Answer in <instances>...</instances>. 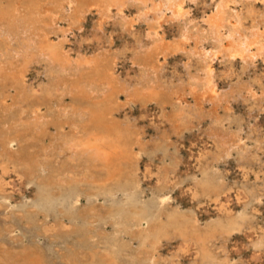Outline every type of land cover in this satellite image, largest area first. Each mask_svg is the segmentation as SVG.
I'll return each instance as SVG.
<instances>
[{"label":"rangeland","instance_id":"obj_1","mask_svg":"<svg viewBox=\"0 0 264 264\" xmlns=\"http://www.w3.org/2000/svg\"><path fill=\"white\" fill-rule=\"evenodd\" d=\"M14 1V0H13ZM19 1V7L16 10L15 14L17 15H27L28 11L27 9H25V7H23L24 1L23 0H16ZM40 3L37 2L36 0V4H41V6H45V7H53L54 9L57 10V12L54 10H51V7L49 8L50 14L52 13H56V18H58L57 20L51 21L50 16L48 15H44V13L49 14V11H44L43 13H38L39 15L37 16V20H35L38 24L36 28H32L30 27V29L27 30L26 35L28 36H35V35H39L41 32H45L47 34H49V39L55 44H63L62 45V50L64 51V53L69 55V58L71 59V70L70 71H64L69 70V67H66L65 69H61L60 67L56 68V66L51 65L48 60H46L45 58L39 57L38 61H36L35 63L31 64L30 67L28 68V71L25 72V77L24 78V82H22V86H18L16 84H14L15 80H12V76L11 73L13 71H16L20 68L21 66V61H17V65L14 64V66L11 68H9V70L7 69V64L8 61L11 60V55L13 54V52L18 50V46L16 44V40L18 38H20L19 36H15V35H11L10 37L13 38L12 40L14 41L12 42H8L6 36H4V33L7 34V26H6V20H4V22L2 23V26H0V61L3 59L2 63L4 65V68L2 69L3 72L0 73V264H29L30 261H34L36 260V258H39L42 261V264H100V263H105L106 258H110L111 251L113 250H117L119 251L120 255L118 254L116 256L117 262L116 264H149L148 263V259H149V253L152 252L153 248V243L149 244L150 242H153L152 237L151 236H145L144 235L151 232L150 229H148V225L146 226L145 224H148L145 220L142 221L139 225L136 223L135 220H133V215L131 216L129 214V218L125 219L122 218V220L120 222H116L117 219H115V217L113 218L114 214H113V210L115 208L116 205H125L127 212L129 211V213H132V206H133V199L132 196L127 193L122 191L121 189H117L115 188V183L118 180H121L120 177H114L113 179H117V180H106L105 175H106V170L104 171V169H101L103 167H101L102 165H100L99 162L95 163H91L89 164V162H87V158L84 155V153L81 154V152H78L76 155L72 153L71 151H66L60 147H62V145L66 142V140L70 137V135L74 134H78V135H83L84 131L82 130V128L79 129V127L74 128L73 125L78 126L79 124H91V122L93 121V118L91 116L90 113H86V107H87V102H89L91 100V97L93 100V104L97 103L99 100H103L104 96L108 95L106 94V92L108 91L109 93L111 92V90L114 88L116 90H120L117 95H115V97L118 99H116L115 104H113L111 106V108L113 109V106L115 108L118 109H114L112 114V119H115L116 122L115 125H122V126H127V129H131V134H130V138L133 139H137V137H144L139 139L140 143H142L143 145H145L147 147L148 153L146 154H141L140 158H139V164H138V168L139 170H137L136 164L132 161H129V163L123 164V168L127 170V172H129L130 174H127L125 176V179L128 178H132V179H137L140 175V184L139 186H137L136 188V195H139L140 198L137 197L138 200V206L140 207H148L154 214L159 213L158 209L156 211L155 209V204H157V199L158 196L160 195L161 192L166 191V188H170V196H169V200H167L164 203V207L162 206V208L160 209V211L162 209H166V207L169 209H171L172 212H178L180 213H184L186 215V212L188 213L187 216L189 215L190 217L193 218V214L195 213V218L199 221H197L199 223V227H207L208 224L211 225L213 223H216L218 220H220L221 218V214L218 213L217 211V207L223 205V206H228L227 207V211L229 212L228 215H231L230 213H233V216H236L237 214H235L236 212H240L241 208H242V204L238 201V197L237 195L234 197L235 195V191L232 190L231 191V201L228 203L226 198L227 196L224 194H222L220 197H218V203L215 199V197H213V194H215L214 192L212 193H208V195L206 196L207 199L204 200L203 197L200 194H198L197 197H194V199H192L191 194L189 193V191L187 190L191 183H194L195 181H199V180H204L207 178L206 175L201 174L199 171H201L202 168H204V166H206L208 163H205L204 166L201 165V160H204L205 158L202 157V159H200V161L196 158H200L203 153L205 154L206 152H216L215 147L210 143H207L205 145H202V139H200L201 136H197L195 134V129H193L191 132H189L187 129L190 127H194V123L195 120H191L190 119V123L187 122V125H172V127L176 126V129L181 128V130H184L183 133V137L181 139H179V141L182 142V144H179L178 141H175L176 137L175 135H173L172 131H167L170 127L168 122H164L163 123H159L156 124V122H161L162 117H160L158 115V113L160 112L159 110V105L156 104L155 102H151L149 103L146 111L143 110L141 108L142 103L144 102L145 99L144 97H148V95H146V84L150 83V80H152V84L154 85L153 88L154 91H152L154 93V95L158 98L159 100L162 102V100L165 103V109L163 110V115L166 118H169L170 116L173 115V113L170 111V101H173V97L175 96V92L182 87L181 85H184L186 83L187 80V75L189 72V75H192L193 77H195L197 79H200V77L203 76V74H201L202 72L199 70L202 67H205V60L204 57L202 56L201 52H198L196 50L195 52V58L193 59V62L191 64H188L190 67H188L187 65L182 66V60L180 59L181 55L179 53H175V54H171L168 56V65H160L161 62L156 60V56L158 55H153L152 53V47L150 45H146L145 44V32H143L141 30V32H136V34L134 35H129V29L127 24H129V17L125 21L121 24L117 25V20L111 19L108 22L107 28L105 30L106 35L107 36L112 30L113 28L115 29V32H113V42L110 46V50L105 53V43H104V38H100V34L95 32L96 34H94L93 31V27L95 26L94 23L97 19V16H87L86 18L83 19H78V22L74 23V27L71 25V27H73L74 29L77 28L76 26H83L82 31H75L74 35L69 34V36H67V38L69 39L68 42H64V39L62 38V35L60 33H62L63 30L67 29L70 25H68L69 21L67 20H63L60 19V15L62 16L61 11L58 9L57 7V3L56 0H54V2H51L50 0H48V3H45L46 0H39ZM188 3V0L186 1ZM32 3V2H31ZM33 3H35V0H33ZM32 3V4H33ZM9 3H6V0H2V2L0 1V9L4 8L7 9V5ZM33 4V5H36ZM195 4V3H194ZM193 2L190 3V8H188L189 6H186L185 8H188L191 10V13L194 14L196 13V15L198 17L201 18V16L205 17L204 15H206V12H209L208 8H205L206 12H201L204 11L202 9V7L199 8L200 5H197L198 9H196V5H194ZM10 5V4H9ZM23 8H22V7ZM44 7V8H45ZM22 8V9H21ZM43 8V9H44ZM137 8V6H131L130 11L134 12ZM20 9V10H19ZM42 9V8H40ZM132 9V10H131ZM242 10V11H241ZM246 7L243 6L242 8H240L239 10H236V12L238 14H242V18H243V22L246 25H250L254 19H252L251 17H249L246 12ZM41 11V10H40ZM240 11V12H239ZM242 12V13H241ZM130 13V12H128ZM200 13V14H199ZM49 14V15H50ZM245 14V15H244ZM43 15V17H41ZM201 15V16H200ZM248 17H247V16ZM5 16V15H4ZM45 16V17H44ZM245 16V17H244ZM49 17V18H48ZM247 17V19H246ZM199 18V19H200ZM40 19V21H39ZM256 19V17H255ZM11 20V19H10ZM201 20V19H200ZM114 21V22H112ZM259 20L256 19L255 22H258ZM83 22V23H82ZM180 21H177V25L176 27H181V24L179 23ZM186 22V21H185ZM249 22V23H248ZM56 23V24H55ZM64 23V24H63ZM77 23V24H76ZM80 23V24H79ZM115 23V24H114ZM259 23V22H258ZM4 24V27H3ZM53 26H52V25ZM55 24V25H54ZM113 24V25H110ZM123 24V25H122ZM126 24V25H125ZM167 25V26H166ZM42 26V27H41ZM47 26V27H46ZM49 26V27H48ZM114 26V27H113ZM125 26V27H122ZM51 27V28H50ZM54 27V28H53ZM122 27V28H121ZM166 27V28H165ZM5 30H4V29ZM29 28V27H28ZM44 28V29H43ZM46 28V29H45ZM58 28V29H57ZM59 28H61V31L59 30ZM65 28V29H64ZM256 29H258V27H254ZM253 28V30H255ZM53 29V30H52ZM120 29V30H118ZM123 29V30H122ZM164 31L165 33V39L163 42L167 43L170 42L171 39H175L174 34H176V30H174V27H172L171 21L167 22L164 25ZM76 30V29H75ZM92 32H91V31ZM122 31V32H121ZM258 31V30H257ZM2 32V33H1ZM127 32V33H126ZM58 33V34H57ZM125 33V34H124ZM139 35H138V34ZM143 33V34H142ZM21 33H19L20 35ZM99 34V35H98ZM2 35V36H1ZM96 35V36H95ZM52 36V37H51ZM59 36V37H58ZM61 36V37H60ZM131 36V37H130ZM137 36V37H136ZM4 37V38H3ZM15 37V38H14ZM91 37V38H90ZM94 37V38H93ZM140 37V38H139ZM97 38V39H96ZM169 38V39H167ZM15 39V40H14ZM21 39V38H20ZM167 39V40H166ZM136 40V41H135ZM142 40V41H140ZM147 41V40H146ZM6 42V43H5ZM18 42V41H17ZM136 42V43H135ZM139 42V43H138ZM142 44H141V43ZM9 43V44H8ZM15 43V45H14ZM96 43H98L96 45ZM6 44V45H5ZM144 45V46H143ZM147 47H146V46ZM167 45V44H166ZM102 46V47H101ZM137 46V47H136ZM140 46V47H138ZM149 46V47H148ZM164 46V45H163ZM8 47V48H6ZM134 47V48H133ZM145 47V48H144ZM78 48V49H77ZM103 49L101 51V49ZM97 49L99 51H97ZM134 49V50H133ZM137 49V50H136ZM150 50L148 52V50ZM66 50V51H65ZM70 50V51H69ZM78 52H77V51ZM94 50L96 52H94ZM140 50V51H139ZM147 52H146V51ZM188 51V49H186ZM2 51V53H1ZM113 51V52H112ZM138 53H136V52ZM144 51V52H143ZM7 52V53H6ZM10 52V53H9ZM70 52V53H69ZM103 52V53H102ZM115 52V53H114ZM198 52V54H197ZM95 53V54H94ZM98 53V54H97ZM131 53V54H130ZM134 53V54H133ZM136 53V54H135ZM140 53V54H139ZM6 54V57H5ZM78 54V55H77ZM104 54V55H103ZM119 56L120 60H119V66L117 68V73L114 74L119 76L118 78H114L116 79L115 81L112 79V81L114 82H109L111 84L108 83V81L104 82V79L102 76L100 77H96V75L94 76V84L93 82H87V81H92V80H88L90 73L93 70V67H95V62L99 61V64L102 66V68L104 69L105 66H107L108 64L111 66V57L113 55ZM144 54V56H142ZM151 54V55H150ZM201 56H200V55ZM4 55V56H3ZM71 55V56H70ZM108 57H107V56ZM132 55V57H135V61L133 59H131L132 57L130 56ZM150 55V56H148ZM174 55V57H173ZM11 56V57H10ZM92 56V57H91ZM99 56V57H98ZM129 56L131 58H129ZM5 57V58H4ZM88 57V58H87ZM90 57H91V61H90ZM110 57V58H109ZM151 57V58H150ZM201 57V58H200ZM80 58V59H79ZM95 59L93 61V59ZM144 58V59H142ZM149 58V59H148ZM203 58V59H202ZM44 59V60H43ZM78 62H80L79 65H75L76 62L74 60H77ZM89 59V60H88ZM99 59V60H98ZM131 59V60H128ZM142 59V60H141ZM154 59V60H153ZM198 59V60H197ZM40 60V61H39ZM83 60V61H82ZM89 63H87V61ZM146 60V62L144 61ZM149 62H148V61ZM156 60V61H155ZM204 60V62H203ZM245 60L248 62L249 64V58L245 57ZM82 61V62H81ZM142 61V62H140ZM144 61L145 65H142ZM151 61V62H150ZM198 61V62H197ZM200 61V62H199ZM245 61V62H246ZM84 62V63H83ZM122 62V63H121ZM130 62H134V63H130ZM139 62V63H138ZM161 66V68L159 67V70H161V74L159 75L160 71H158V65ZM195 62V63H194ZM197 62V63H196ZM204 64H203V63ZM246 62V63H247ZM142 63V64H141ZM150 63V64H149ZM172 63V64H171ZM245 63V64H246ZM259 63V62H257ZM74 64V65H73ZM87 66L84 67L83 66ZM92 64V65H91ZM134 64V65H133ZM137 64V65H136ZM154 65V67H152L151 65ZM176 64V65H175ZM262 64V63H261ZM259 64L256 72L257 73H253L251 75L250 73H247L246 71H243V69L241 68V64H237V65H231V69L233 70V72H238L240 75H238V73H234V76L231 78V80H224L221 78V75L219 74H215L213 76V79L216 80L219 84L220 87L226 91L229 90L230 86L234 83H236V80H240V81H247V79H252L254 78L256 75L259 74H264V64ZM133 65V66H132ZM139 65V66H138ZM147 65V67H146ZM157 65V66H156ZM137 66V67H136ZM144 66V67H143ZM150 66V67H148ZM187 66V67H186ZM214 66L218 67L217 68V73H219L222 69V66H220L219 64H214ZM246 66H248L246 64ZM6 67V69H5ZM10 67V66H9ZM91 67V68H90ZM108 67V66H107ZM141 67V68H140ZM144 69H143V68ZM192 67V68H191ZM235 67V68H234ZM76 68V69H74ZM79 68L81 70H79ZM86 68V70H85ZM88 68V69H87ZM156 68V70H154ZM16 69V70H15ZM55 69V70H54ZM60 69V70H59ZM92 69V70H91ZM140 69V70H139ZM145 69L147 70V72L145 71ZM149 69V70H148ZM153 69V71H152ZM165 69V70H164ZM188 69V70H187ZM192 69V70H191ZM194 69V71H193ZM197 69V70H196ZM220 69V70H219ZM236 69V71H235ZM238 69V70H237ZM239 69H242L241 71L245 74H243L242 72H240ZM6 70V72H4ZM8 70V71H7ZM12 70V71H11ZM57 70V71H56ZM129 70V71H128ZM190 70V71H189ZM263 70V71H262ZM60 71V72H58ZM74 71V73H73ZM79 71V72H77ZM111 71V70H110ZM148 71L151 72H155L154 75ZM167 71V73H166ZM181 71V72H180ZM143 72V73H142ZM146 72V74H145ZM174 72L178 73L174 75ZM196 72V73H194ZM18 74V72H16ZM73 73V74H72ZM85 75H83V74ZM92 73V72H91ZM94 73V72H93ZM142 73V74H141ZM163 73V75H162ZM172 73V74H171ZM194 73L195 76L192 74ZM242 73V74H241ZM58 74V76H57ZM66 74L68 76H66ZM70 74V76H69ZM86 74L89 76L86 77ZM167 74V75H166ZM197 74V75H196ZM236 74V76H235ZM146 75V77H144ZM148 75V76H147ZM177 75H179L177 77ZM247 75V76H246ZM72 76V78H71ZM78 76V77H77ZM161 76V78H160ZM171 78H170V77ZM261 76V75H260ZM62 77H64L63 81H62ZM148 77V79H147ZM150 77V78H149ZM154 77V78H153ZM177 77V78H176ZM182 78V79H179ZM215 77V78H214ZM217 77V78H216ZM235 77V79H234ZM241 77V78H240ZM262 77V76H261ZM59 78V79H58ZM86 78V79H85ZM91 78L93 79V75H91ZM96 78H98V80H96ZM120 78V79H119ZM144 78V79H143ZM158 78V79H157ZM168 78V80H167ZM255 78H258L255 77ZM67 79V80H66ZM72 79L74 81V83H78L77 86H80V88H82V84L84 83L83 81H85V86L84 90L85 93L81 94V93H77L75 92V87H77L76 85H72L73 81L70 80ZM100 79V80H99ZM102 79V80H101ZM154 79V80H153ZM162 79V80H161ZM179 79V80H177ZM185 79V80H184ZM130 82H129V81ZM166 80L168 82H166ZM7 81H9L8 83L11 84L9 86V84L7 83ZM62 81V82H61ZM71 81V83H70ZM78 81V82H77ZM97 81V82H96ZM117 81H120L117 82ZM143 81V82H142ZM157 82L158 84L154 83ZM160 81V82H159ZM179 81V82H178ZM245 81V82H246ZM99 82V83H98ZM117 84H116V83ZM142 82V83H141ZM176 82V84H175ZM228 82V83H227ZM63 86H62V84ZM90 83V84H89ZM113 83V84H112ZM119 83V84H118ZM125 83L127 84L125 85ZM163 83V84H161ZM167 83V85H165ZM172 83V84H171ZM184 83V84H183ZM227 83V84H226ZM231 83V84H230ZM61 84V85H60ZM68 84V85H67ZM93 86H92V85ZM100 86H98V85ZM107 84V86L105 85ZM117 86H114V85ZM122 84V85H120ZM134 86L133 88H131L132 86ZM135 84V85H134ZM141 84V85H140ZM161 84V85H160ZM170 84V85H169ZM264 85V80L263 83ZM3 85V86H2ZM29 85V86H27ZM65 85V86H64ZM90 85V87H89ZM96 85V86H95ZM109 85H111L110 87H108ZM120 85V86H119ZM139 85V86H138ZM163 85V86H162ZM180 85V86H179ZM228 85H230L228 87ZM75 86V87H73ZM102 86V87H101ZM130 86V88H129ZM141 86V87H140ZM145 86V89L143 91V88ZM156 86L162 88L159 91V87L158 89L156 88ZM173 86V89H171V87ZM175 86V87H174ZM5 87V88H3ZM26 87V88H24ZM68 88L65 90H62L64 88ZM71 89H70V88ZM94 87V88H93ZM100 89H99V88ZM108 88V90L106 88ZM125 87H128L126 90ZM137 89H136V88ZM179 87V88H178ZM225 87L226 90H225ZM10 88V89H8ZM30 88V89H29ZM90 88V92L88 94ZM107 91H105V89ZM124 88V89H122ZM139 88V90H138ZM176 88V89H174ZM198 88V87H196ZM8 89V90H6ZM27 89V91H26ZM32 89V92H31ZM97 89V91H95ZM101 89H103L101 91ZM140 89L142 91H140ZM169 91V92H166ZM55 90V91H54ZM77 90V89H76ZM94 90V91H92ZM131 90V93H130ZM134 90H136V92H134ZM163 90V92H162ZM171 90H175V91H171ZM3 91V92H2ZM28 92V93H25ZM34 91V93H33ZM60 91L61 94L62 91L64 92V95H60ZM69 91V92H68ZM100 91V92H99ZM124 91L127 93H124ZM146 91V92H145ZM200 91V90H199ZM3 94H2V93ZM48 92V93H47ZM51 92V93H49ZM53 92V93H52ZM67 92V93H66ZM87 92V93H86ZM93 92V93H92ZM96 94H95V93ZM104 92V94H103ZM107 92V93H108ZM138 92V93H137ZM142 92V93H141ZM144 92V93H143ZM151 92V93H152ZM198 92V91H197ZM32 93V94H31ZM38 93V94H37ZM46 93V94H45ZM92 95H91V94ZM130 93V94H129ZM164 93V94H163ZM165 93L167 95H165ZM169 93V94H168ZM4 94H6V96H4ZM9 94V95H8ZM19 94V95H18ZM35 94V95H34ZM41 94V95H39ZM54 94V95H53ZM76 94V95H75ZM85 94V95H84ZM95 94V95H94ZM98 94H101L98 95ZM106 94V95H105ZM122 94V95H121ZM126 94V95H125ZM147 94H149V92H147ZM157 94V95H156ZM161 94V95H160ZM200 94V93H199ZM31 95V96H29ZM39 95V96H38ZM45 95V97H44ZM57 95V96H56ZM68 95H72L71 97ZM82 95V96H81ZM90 95V97H88ZM103 95V96H102ZM129 95V96H128ZM134 98H133V96ZM139 96V97H136ZM150 95V94H149ZM165 97H164V96ZM174 95V96H173ZM189 94V100L191 103L190 106H195L196 105V100L195 97ZM17 96V98H16ZM38 99L37 100V97ZM41 96V97H40ZM43 96V97H42ZM50 96V97H49ZM56 96V97H55ZM59 96V97H58ZM76 96V97H74ZM78 96V97H77ZM82 98H81V97ZM100 97L101 99H97L95 97ZM124 96V97H123ZM128 96V97H127ZM132 96V97H131ZM162 96V97H161ZM170 96V98L168 97ZM191 96V97H190ZM3 97V98H2ZM31 97V98H30ZM54 97V98H52ZM61 97V101H57L59 100V98ZM85 97V98H84ZM87 97V98H86ZM95 99H94V98ZM127 97V98H126ZM193 97V98H192ZM42 98V99H40ZM72 98V99H71ZM76 98H78L76 100ZM84 98V99H83ZM163 98V99H162ZM2 99V100H1ZM6 99V100H5ZM21 99V100H19ZM32 99V100H31ZM88 99V100H87ZM90 99V100H89ZM120 99V101H119ZM129 101H127V100ZM132 99V100H131ZM139 99V100H138ZM165 99V100H164ZM49 100V102H47ZM85 100V101H83ZM98 100V101H96ZM135 100V101H133ZM141 100V101H140ZM175 100V99H174ZM81 101V102H78ZM87 101V102H86ZM125 101V102H124ZM129 104V106L131 105V108L128 106V108L126 110H123V103H125V106H127V102ZM140 101V103H139ZM169 103H168V102ZM45 102V103H44ZM58 102V103H57ZM66 104H65V103ZM78 104H77V103ZM133 102V103H132ZM195 102V104H194ZM17 103V104H16ZM20 105H19V104ZM43 103V104H42ZM52 103V104H51ZM86 106H84L83 105ZM87 103V104H86ZM122 105H121V104ZM208 102H205L203 104V106H201V110L198 107V105H196L195 107L197 108V110L199 111V113L204 112L205 110H207L208 107L207 106ZM16 104V105H15ZM48 106H47V105ZM58 104V105H57ZM60 104V105H59ZM65 104L67 107L65 109V106L63 105ZM72 105L70 107V105ZM112 104V103H111ZM120 104V105H118ZM135 104V105H134ZM141 104V106H140ZM234 111L235 114L238 116H242L243 118L246 117V114L248 115L247 112L249 111L248 107L251 103H249L247 105V103H243V102H239L237 104V102L235 101L234 103ZM236 104V105H235ZM18 105V106H17ZM40 105V106H39ZM57 105V108H55L54 106ZM74 105V107H73ZM83 105V106H82ZM154 105V106H152ZM159 107H158V106ZM22 106V107H21ZM28 106V107H27ZM37 106V107H36ZM47 106V107H46ZM54 107V109L52 110ZM59 106V107H58ZM61 106H64L63 109ZM120 106V108H119ZM166 106L168 108H166ZM17 107V108H15ZM21 107V108H20ZM42 107V108H41ZM80 107V108H79ZM122 107V109H121ZM153 107V108H152ZM205 107V108H204ZM5 108V110H4ZM13 110H12V109ZM46 110H45V109ZM50 108V109H49ZM71 109L69 111V109ZM149 108H151V110H149ZM15 109V110H14ZM28 111H27V110ZM36 112H35V110ZM83 109V110H82ZM111 109V110H112ZM3 110V111H2ZM19 110V111H18ZM26 112L24 114V111ZM41 110V111H40ZM43 110V111H42ZM45 110V111H44ZM77 110V111H76ZM103 110V109H101ZM159 110V111H158ZM166 110H168V112H166ZM204 110V111H203ZM221 110V109H219ZM50 111V112H49ZM59 111V113H57ZM73 111V113H72ZM76 111V112H75ZM85 111V112H84ZM193 111V110H191ZM2 112H4L2 114ZM16 112V113H15ZM19 112V113H18ZM22 112V113H21ZM42 112V113H41ZM45 112V113H44ZM49 112V113H48ZM63 112V113H62ZM66 112H68V115H66ZM70 112V115H69ZM82 114V115H80ZM82 112V113H81ZM125 114H124V113ZM15 113V114H14ZM33 115H32V114ZM72 113V115H71ZM78 113V114H76ZM106 113V112H105ZM161 113V112H160ZM41 114V115H40ZM45 114V115H44ZM52 114V116H51ZM54 114V115H53ZM59 114V115H58ZM61 114V115H60ZM75 114V116H74ZM87 114V116L85 115ZM155 114H156V118H155ZM170 114V115H169ZM242 114V115H241ZM6 115V116H5ZM21 115V116H20ZM32 115V116H31ZM66 115V116H65ZM79 115V116H78ZM118 115L119 117L115 116ZM168 115V116H167ZM28 116H30V118L32 117V119H24ZM39 116V119H38ZM48 116V117H46ZM51 116V117H50ZM62 116V117H61ZM72 116V117H71ZM82 116V118H81ZM88 118H86V117ZM108 113H106V115L104 116L107 117ZM130 116V117H129ZM16 117V118H15ZM34 117V119H33ZM36 117V118H35ZM55 117V118H52ZM58 117V119H57ZM69 117V118H68ZM74 117V118H73ZM3 118V119H2ZM7 118V119H6ZM40 118L42 119L40 121ZM52 118V119H51ZM61 120H60V119ZM63 118H65L63 120ZM73 118V119H72ZM80 118V119H78ZM120 118V119H119ZM126 118V120H125ZM160 118V119H159ZM19 119V121L17 122L16 120ZM35 119H37L35 121ZM47 119V120H46ZM57 119V120H54ZM15 120V122H14ZM23 120V121H22ZM28 120V121H27ZM34 120V121H32ZM50 120V121H49ZM54 120V121H53ZM71 120V122H70ZM76 120V121H75ZM83 120V121H82ZM121 120V121H120ZM124 120V121H123ZM129 120V121H128ZM157 120V121H156ZM160 120V121H158ZM250 120L252 121L251 124L252 126H254V128L256 130H258V132H262L259 133L260 135L264 134V118L262 116L258 117L256 119V121L254 122L253 118L251 117ZM249 120V121H250ZM13 121V122H12ZM26 121V122H24ZM30 121V122H29ZM38 121V122H37ZM47 121V123H46ZM60 121V122H59ZM63 121V122H61ZM85 121V122H84ZM87 121V122H86ZM111 121V119H110ZM189 121V120H188ZM10 122V123H9ZM34 122V123H33ZM40 122V123H39ZM58 122V123H57ZM67 122L69 123V125L67 124ZM76 122V123H75ZM125 122V123H124ZM257 122V123H256ZM9 123V124H8ZM13 125H12V124ZM15 123H17L18 125H16ZM38 123V124H37ZM41 123H46L41 124ZM51 123V124H50ZM62 123H64V126H61ZM78 123V125H77ZM119 123V124H118ZM124 123V124H123ZM127 123V125H126ZM135 123V125L133 124ZM8 124V125H7ZM15 124V125H14ZM27 124L29 125V127L27 126ZM37 124L40 127H38ZM58 125L57 127H55L54 125ZM73 124V125H72ZM140 124V125H139ZM155 124V125H154ZM162 124V125H160ZM168 124V125H167ZM11 125V126H9ZM42 125V126H41ZM91 125H99L97 123L92 122ZM258 125V126H257ZM261 125V126H260ZM9 126V127H8ZM19 126V129L16 127ZM36 126V127H35ZM53 126V127H52ZM60 126V127H59ZM71 126V127H70ZM81 126V125H80ZM121 126V127H122ZM27 127V128H26ZM35 127V128H34ZM38 127V128H37ZM47 127V128H46ZM69 127V128H68ZM157 127V128H156ZM178 127V128H177ZM187 127V129L185 128ZM246 129V125L243 126ZM1 128L3 131H1ZM11 128V129H10ZM12 128H14V132L12 130ZM125 128V127H124ZM138 128V129H137ZM6 129V130H5ZM25 131H23V130ZM28 129V130H27ZM34 129V131H33ZM39 129V130H38ZM56 129V130H55ZM59 129V130H58ZM79 129V130H78ZM141 131H140V130ZM224 129V128H223ZM8 130V131H7ZM17 130V131H16ZM47 130V131H46ZM62 130V132L60 131ZM75 130V131H74ZM77 130V132H76ZM81 130V131H80ZM262 130V131H261ZM6 133H5V132ZM40 131V132H39ZM43 131L46 132V134L43 133ZM69 133H68V132ZM74 131V132H73ZM130 131V130H129ZM135 131V132H134ZM163 131V132H162ZM3 134H2V133ZM20 132V133H18ZM32 132V133H31ZM37 132V133H36ZM50 132V133H49ZM57 132V133H56ZM59 132V133H58ZM67 132V134H66ZM73 132V133H71ZM140 132V134H139ZM11 133V135L9 134ZM14 135H13V134ZM17 133L19 135H17ZM54 133V136H53ZM64 133V134H63ZM136 133V134H135ZM143 133V134H142ZM194 133V134H193ZM226 132L224 131L223 134H225ZM2 134V136H1ZM21 134V135H20ZM29 134V135H27ZM32 134V135H31ZM35 134V135H34ZM41 136H40V135ZM52 134V136H50ZM164 136H163V135ZM170 136V144L168 145V152H177L176 158H178V161L174 160L171 161L164 153L163 150V146L166 145V139H165V135ZM7 135V136H6ZM64 135V136H63ZM161 135V136H160ZM221 135V134H220ZM228 135V134H226ZM225 135V136H226ZM17 138L16 141L11 145H7V144H2L3 140H6V137L8 138ZM11 136V137H10ZM16 136V137H15ZM18 136V137H17ZM24 136V137H23ZM27 136V138L25 139V137ZM28 136H32L31 140L30 137ZM42 136H46L44 138H42ZM160 136V137H158ZM224 136V135H223ZM222 135L219 137H223ZM3 137V138H2ZM5 137V138H4ZM36 137V138H35ZM38 137V138H37ZM54 137V138H53ZM58 137V138H57ZM62 137V138H61ZM64 137V138H63ZM68 137V138H67ZM20 138V139H18ZM23 138V140H22ZM61 138V139H60ZM172 138V139H171ZM39 139V141H37ZM43 139V140H41ZM48 139V140H47ZM53 139V140H52ZM55 139V140H54ZM65 142H63L64 140ZM149 139V140H148ZM224 139V138H223ZM21 142H20V141ZM27 142V140H31L30 142H27V144L25 145V141ZM52 140V141H51ZM20 143H19V142ZM35 141V142H34ZM50 141V142H49ZM62 141V142H60ZM142 141V142H141ZM144 141V142H143ZM24 144H23V143ZM38 142V143H37ZM55 142V143H53ZM150 144H149V143ZM161 142V146L160 143ZM174 143H178L177 145V150L174 149ZM51 143V144H50ZM57 143V144H56ZM155 143V144H154ZM172 143V144H171ZM249 145L245 146L248 153H246V155L241 159L242 161H240V168L238 166H236L234 161H230L227 164L224 162H220L218 165H214L215 169L212 170L213 172H215L216 170H218L220 173H225L226 176V181H229V179L231 178H235L236 180L239 181V185L240 187L244 188L246 191H248L249 196L247 197L248 201L250 202V205L252 206V211L253 212H257L258 210L261 212L262 216H264V146L260 147L261 145L258 143V141H248ZM2 144V145H1ZM16 144V145H15ZM19 144H22L19 146ZM44 144V145H43ZM45 144L46 147L45 148ZM51 145V147L49 145ZM152 144V145H151ZM25 145V146H24ZM55 146V147H54ZM150 146V147H149ZM251 146V147H250ZM256 146L258 147L256 149ZM8 147V148H7ZM9 147H11V149H9ZM16 147V148H15ZM20 147V148H17ZM31 147V148H30ZM41 147V148H40ZM53 147V148H52ZM167 147V146H166ZM171 149H170V148ZM21 148L23 150H25L29 156L32 158V160L36 161V168L35 167H31L29 165L28 161H25L23 159H19L21 158V153L19 150H21ZM34 148V150H33ZM138 144L135 143L133 145V153L134 155L139 152V150L137 149ZM149 148V149H148ZM154 148V150H153ZM156 148H158L156 150ZM250 148V149H249ZM28 149H30V151H28ZM36 149V150H35ZM44 149V151H43ZM54 149V150H53ZM152 149V150H150ZM167 149V148H166ZM180 149V150H179ZM205 149V150H204ZM262 149V151H260ZM47 150V151H46ZM163 152H161V151ZM175 150V151H173ZM179 150V151H178ZM258 150V153H257ZM7 151V153H6ZM16 151V153H15ZM19 151V152H18ZM59 151V152H57ZM152 151L153 153L149 152ZM159 151V152H158ZM252 153H251V152ZM5 152V153H4ZM16 154L14 155L13 154ZM33 152V154H31ZM49 152V153H48ZM158 152V153H157ZM18 153V154H17ZM38 153V154H37ZM40 153V154H39ZM43 153V154H42ZM47 153V154H45ZM63 153V157L59 156L60 154L62 155ZM72 153V154H71ZM260 153V154H259ZM2 154V155H1ZM10 156L9 158L6 156ZM10 154V155H9ZM20 154V155H19ZM37 154V156L35 155ZM45 154V155H44ZM55 154V155H53ZM65 154V155H64ZM163 154V155H161ZM202 154V155H201ZM248 154V155H247ZM263 154V155H262ZM18 155V156H17ZM35 155V156H33ZM47 155V156H46ZM58 155V156H57ZM67 155V156H66ZM70 155V156H69ZM251 155V156H249ZM261 155V156H260ZM4 158H3V157ZM79 158H78V157ZM136 156H138V153L136 154ZM160 156V157H159ZM200 156V157H199ZM249 156V158H248ZM45 157V158H44ZM59 157V158H58ZM163 157V158H162ZM262 157V158H261ZM17 158V159H15ZM41 158V159H40ZM44 158V159H42ZM51 158V159H50ZM62 158V159H61ZM251 158V159H250ZM261 158V160H260ZM41 161H40V160ZM64 159V160H63ZM69 159V160H68ZM72 159V160H70ZM165 159V160H164ZM246 159V160H245ZM258 159V160H257ZM18 160V161H17ZM38 160V162H37ZM53 160V161H52ZM60 162H58V161ZM62 160V161H61ZM77 160V161H76ZM133 160V159H132ZM167 160V161H166ZM22 161V162H19ZM46 161V162H45ZM48 161V162H47ZM57 161V162H56ZM85 161V162H84ZM142 161V162H141ZM163 161V162H162ZM197 161V162H196ZM255 161V164H254ZM259 163H257V162ZM262 161V162H261ZM19 162V163H18ZM26 162V164H25ZM42 164H41V163ZM144 162V163H143ZM148 162V163H146ZM161 162V163H160ZM250 162V163H249ZM53 165H48V164H52ZM57 165V167H55L54 165ZM61 163V164H59ZM66 163V164H65ZM78 163V164H77ZM133 163V164H131ZM160 163V165H159ZM262 163V164H261ZM45 164V165H44ZM65 164V165H64ZM95 166H92V165ZM98 164V165H97ZM130 167H129V165ZM162 164V165H161ZM258 164V165H257ZM26 165V166H25ZM29 165V166H28ZM33 165V163H32ZM41 165V166H39ZM61 165V166H60ZM64 165V166H63ZM80 165V166H79ZM133 165V168H131V166ZM159 165V166H158ZM178 165V166H177ZM225 165V166H224ZM243 165V169L241 168ZM60 170H59V168ZM69 166V167H68ZM86 166V167H85ZM93 169H92V167ZM170 166V167H169ZM257 166V167H256ZM27 167V168H26ZM29 167L31 169H29ZM54 169H53V168ZM83 167V168H82ZM129 167V168H127ZM149 167V168H148ZM163 167V168H162ZM174 167V168H173ZM248 167V168H247ZM260 167V171H258L257 169H259ZM41 168V169H40ZM44 168L45 172L48 174L46 175L45 172L42 170ZM68 170L66 172V170ZM68 168V169H67ZM81 168V170H80ZM136 168V169H135ZM147 168L149 169V172L147 170ZM166 168V169H165ZM198 168V169H197ZM219 168V169H218ZM247 168V169H246ZM253 168V169H252ZM262 168V170H261ZM38 169V170H36ZM73 169V171H72ZM76 169V171L74 170ZM88 169V170H87ZM99 169V170H98ZM158 169V170H157ZM160 169V171H159ZM164 169V170H163ZM242 169V170H241ZM246 169V170H245ZM251 171H250V170ZM27 170V171H26ZM34 170V171H32ZM40 170L42 172H40ZM50 170V171H49ZM52 170V171H51ZM86 172L84 173L83 172ZM90 170V171H89ZM169 170V171H168ZM179 172H178V171ZM240 170V171H239ZM30 171V173H29ZM38 171V173L36 174V172ZM61 173H60V172ZM64 171V172H63ZM72 171V172H71ZM79 171V172H77ZM153 173H152V172ZM162 171V172H161ZM168 171V173H166ZM172 171V172H171ZM211 171V170H210ZM211 171V173H213ZM34 172V173H33ZM54 172V173H53ZM56 172V173H55ZM59 172V173H58ZM72 175H71V173ZM137 172V173H136ZM140 172V173H139ZM148 172V174H147ZM160 172V174H159ZM190 172V173H189ZM193 172V173H192ZM217 172V171H216ZM253 172V173H252ZM29 173V174H28ZM41 173V174H40ZM53 173V174H52ZM66 173V174H65ZM75 173V174H74ZM105 173V174H104ZM175 176H174V174ZM34 174V175H33ZM43 174V175H42ZM64 174V175H63ZM70 176H69V175ZM137 174V176L135 175ZM173 174V175H172ZM180 177L182 178L183 176L186 175H191V174H197L194 179L189 180L184 182L180 188L179 186L176 185V180L175 177ZM200 174V175H199ZM39 175V176H38ZM42 175V176H40ZM63 175V176H62ZM74 175V176H73ZM79 175V176H78ZM129 175H132L129 176ZM160 175V176H159ZM165 175V176H164ZM169 175V176H166ZM171 175V176H170ZM262 175V176H261ZM47 176V177H45ZM54 176V178H53ZM61 176V177H60ZM69 176V178H68ZM73 176V177H72ZM156 176V177H155ZM45 177V178H43ZM51 177V178H50ZM72 177V178H70ZM79 177V178H78ZM147 177V178H146ZM174 177V178H173ZM176 177V178H177ZM201 177V178H200ZM259 177V178H258ZM24 178V179H22ZM66 178V179H65ZM76 179L73 180V179ZM82 178V179H81ZM146 178V179H145ZM172 178V179H171ZM262 178V179H260ZM36 179V180H35ZM47 182H45L44 181ZM58 179V180H57ZM169 179V180H168ZM255 179V180H253ZM61 180V181H60ZM67 180V181H66ZM79 180V181H77ZM87 180V181H86ZM175 180V181H174ZM179 180V178L177 179ZM12 181V182H11ZM44 184V186H49L48 183L51 185V191L50 194L48 196H50V199L52 200V202H50V199H48V201H45L44 197H42L41 195V188L44 187L42 186V183ZM59 181V182H58ZM63 181V182H62ZM124 181V179L121 180V182ZM166 183H165V182ZM169 181V182H168ZM260 181V182H259ZM57 182V183H55ZM90 182V183H89ZM99 182V183H98ZM106 182V183H105ZM112 182V183H111ZM174 182V183H173ZM12 183V185L10 184ZM55 183V185H54ZM61 183V184H60ZM63 183V184H62ZM188 183V184H186ZM65 184V185H64ZM70 184H75V192L70 191L69 190V185ZM100 184V185H99ZM163 184V185H162ZM168 186H167V185ZM171 184V185H170ZM173 184V185H172ZM175 184V185H174ZM245 184H247L246 186H244ZM14 185V186H13ZM157 185V186H156ZM165 185V186H164ZM189 185V186H187ZM6 186V188H5ZM150 186V187H149ZM161 186V187H160ZM163 186V187H162ZM257 186V187H256ZM11 187V189H10ZM13 187V188H12ZM41 187V188H40ZM54 187V189H53ZM80 187V188H79ZM166 187V188H165ZM172 187V188H171ZM174 187V188H173ZM259 187V188H258ZM165 188V189H164ZM6 189V190H5ZM43 189V188H42ZM112 189V190H111ZM161 189V190H160ZM40 190V191H38ZM69 192H68V191ZM119 190V192H118ZM163 190V191H162ZM260 190V191H259ZM37 191V192H36ZM56 191V192H55ZM114 191V192H113ZM116 191V192H115ZM121 191V192H120ZM35 192V193H34ZM123 192V193H122ZM52 193V194H51ZM101 193V194H100ZM112 193V195H111ZM234 193V194H233ZM263 193V194H262ZM79 194V195H78ZM88 194V195H87ZM114 194V195H113ZM257 194H260L261 196V200L262 203L261 205H257L254 203L255 201V196ZM5 197V199L3 198V196ZM10 195V196H9ZM76 195L79 196L78 200L76 199ZM111 195V196H110ZM263 195V196H262ZM223 196L225 197V199L223 198ZM12 197V198H11ZM145 197V198H144ZM212 197V198H211ZM237 197V198H236ZM214 198V199H213ZM127 199V200H126ZM215 200V204L214 201ZM237 199V200H236ZM142 200V201H141ZM23 201V202H22ZM78 201V202H77ZM197 201V202H196ZM204 201V203H202ZM226 201V202H225ZM142 202V204H141ZM169 202V203H168ZM199 202V203H198ZM209 202V203H208ZM56 203V204H55ZM144 203V204H143ZM218 203V205H217ZM13 204V205H12ZM154 204V205H153ZM198 204V205H197ZM62 205V206H61ZM69 205H73L74 209H73V213H70V211L67 209V207ZM145 205V206H144ZM152 205V206H151ZM194 205L196 208H194ZM154 206V208H153ZM239 206V207H238ZM256 206V207H255ZM28 207V208H27ZM30 207V208H29ZM47 207V208H46ZM255 207V208H254ZM9 208V209H8ZM176 208V209H175ZM229 208V209H228ZM27 209V210H26ZM130 209V210H129ZM231 209V210H230ZM240 209V210H239ZM47 210V211H46ZM60 210V211H59ZM175 210V211H174ZM188 210V211H187ZM163 211V210H162ZM192 211V212H191ZM194 211V212H193ZM31 212V213H30ZM46 212V213H45ZM112 212V215H110ZM33 213V215H32ZM191 213V214H190ZM42 214V215H41ZM165 214V213H164ZM161 214V218L166 219V215ZM218 214V215H217ZM235 214V215H234ZM26 215V216H25ZM164 215V216H163ZM197 215V216H196ZM59 216V217H58ZM65 217V218H64ZM112 217V218H111ZM199 217V218H198ZM215 217V218H213ZM23 218V219H22ZM32 218V219H31ZM101 218V219H100ZM60 219V220H59ZM76 219V220H75ZM99 219V220H98ZM211 221H210V220ZM59 220V221H58ZM113 220V222H112ZM116 220V221H115ZM125 220L127 221L125 224ZM215 220V221H214ZM217 220V221H216ZM98 221V222H97ZM135 221V222H133ZM206 221V222H205ZM208 221V223H207ZM27 222V223H26ZM64 222V223H63ZM206 225H205V223ZM92 223V224H91ZM109 223V224H108ZM113 223V225H112ZM122 223L125 225L122 226ZM131 223V225H130ZM65 224V225H64ZM98 224V225H97ZM203 225V226H201ZM74 226V227H73ZM115 226V227H114ZM120 226V228L118 227ZM41 227V228H40ZM129 227L132 229H130L131 231H135L138 232L139 229L137 228H141V230L138 233L135 232H131L130 230L127 231L129 229ZM74 228V229H73ZM118 230H116V229ZM127 228V229H125ZM143 228H145V232L143 230ZM68 229V230H67ZM121 230V235H120V230ZM125 229V230H124ZM118 231V233L115 231ZM137 230V231H136ZM72 231V232H71ZM127 231V232H124ZM74 232V233H73ZM77 232V233H76ZM129 232H131L132 234H130ZM61 233V235H60ZM65 235H64V234ZM73 233V234H72ZM76 233V234H75ZM111 233V234H110ZM114 233V236H112ZM124 233V235H123ZM135 233V234H134ZM75 234V235H74ZM82 234V235H81ZM109 234V235H108ZM134 234V235H133ZM138 234V235H137ZM140 234V235H139ZM120 235V237H119ZM255 235V233H254ZM100 236V237H99ZM114 238V240L111 238ZM122 236V237H121ZM74 237V238H73ZM76 237V238H75ZM86 239H84V238ZM88 237V238H87ZM96 237V238H95ZM125 237V238H124ZM34 238V239H33ZM79 238V239H78ZM95 238V239H94ZM101 238V239H100ZM111 239V240H110ZM118 239V240H117ZM145 239V240H144ZM172 239V240H171ZM175 241H174V240ZM88 240V241H87ZM94 240V241H93ZM101 240V241H100ZM148 240V241H147ZM179 239L177 238H170V240H166V239H162L160 242V253H158V257L157 254L155 253L154 256H156L158 259H154L156 260L157 263L155 264H162V260L163 259H169V258H174L173 260H175L176 262L173 261V264H192L193 262V258L190 256H188V252L191 251V249L188 246H185L186 244H184L183 246L179 243L178 241ZM79 241V242H78ZM84 241V242H83ZM93 241V242H92ZM118 241V242H117ZM87 242V243H86ZM149 242V243H148ZM231 242V243H230ZM230 247L229 245L227 246V248L229 249L228 251L232 253V248H242V244L245 243V238L242 237V235H240L239 233H235L232 236V239L230 241ZM99 243V244H98ZM109 243V244H108ZM123 244V249H121ZM125 243V244H124ZM129 243V244H128ZM136 243V244H135ZM218 243V244H217ZM216 245L222 246L223 242L221 240L217 241ZM80 244V245H79ZM103 244V245H102ZM116 244V245H115ZM221 244V245H220ZM2 245V246H1ZM5 245V247H4ZM66 245V246H64ZM72 245V246H71ZM82 245V246H81ZM87 245V247H86ZM107 245V246H106ZM109 245V246H108ZM112 245V246H111ZM121 245V246H120ZM135 245V246H134ZM214 246V247H219V246ZM235 245V246H234ZM33 246V247H32ZM54 246V247H53ZM70 246V248H69ZM76 246V247H75ZM84 246V247H83ZM150 248H149V247ZM181 246V247H180ZM233 246V247H232ZM3 247V248H1ZM75 247V248H74ZM82 247V248H80ZM107 247V248H106ZM119 247V248H118ZM177 247V248H176ZM186 247V248H185ZM90 248V249H89ZM92 248V250H91ZM126 248V249H125ZM176 248V249H174ZM183 248V249H182ZM6 249V250H5ZM23 249V250H22ZM108 251H107V250ZM123 251H120V250ZM146 249V250H145ZM149 249V250H148ZM164 249V250H163ZM173 249L175 250V252L173 251ZM180 249V250H179ZM28 250V251H27ZM33 250V251H32ZM111 250V251H110ZM151 250V251H150ZM179 250V251H178ZM182 250V252H181ZM11 251V252H10ZM12 251H14L13 253L16 252V254L13 255ZM24 251V252H23ZM27 251V254H25ZM30 251V252H29ZM32 251V253H31ZM70 251V252H69ZM95 251V252H94ZM110 251V252H109ZM127 251V252H126ZM130 251V252H129ZM136 251V252H135ZM10 252V253H9ZM18 252V253H17ZM20 252V253H19ZM75 252L77 254H75ZM81 252V254H80ZM91 252V254H90ZM95 254H94V253ZM102 252V253H101ZM108 254V257L106 255V253ZM149 252V253H148ZM181 252V253H180ZM9 253V255H8ZM24 253V254H21ZM29 253V254H28ZM36 253V256H32ZM63 253V255H62ZM70 253V254H69ZM105 253V254H104ZM126 253V256H125ZM164 255H163V254ZM174 255H173V254ZM7 254L8 258H6L7 256H5ZM31 254V255H30ZM78 254L80 256H78ZM101 254V255H100ZM124 254V255H122ZM130 254V255H129ZM143 254V255H142ZM147 254V255H146ZM178 254V256L176 255ZM68 255V256H67ZM71 257H70V256ZM75 255V257H74ZM83 255H84V259H83ZM89 255V256H88ZM95 255V257H94ZM138 255V256H137ZM142 255V256H141ZM162 255V256H161ZM168 255H170V257H168ZM172 255V256H171ZM177 257H176V256ZM232 255L234 256V252L232 253ZM29 256V257H28ZM64 256V257H63ZM91 256V257H90ZM146 256V257H145ZM176 258H175V257ZM180 256V257H179ZM15 257V258H14ZM17 257V258H16ZM20 257V259H22L21 261L18 260V258ZM22 257V258H21ZM54 257V258H53ZM75 259H73V258ZM77 257V258H76ZM80 257V258H79ZM89 257V258H88ZM123 257V258H121ZM130 257V259H129ZM136 257V258H135ZM166 257V258H165ZM237 256L232 257V260L234 261L235 264H239L237 263L238 261V257ZM243 257V258H242ZM87 258V259H86ZM94 258V259H93ZM102 258V260H101ZM138 258V259H137ZM160 258V260H159ZM244 261L247 262V264H260V261L256 262L252 259V257L249 255V253H246L245 251L242 252L241 257ZM6 259V260H4ZM26 259H28V261L26 262ZM78 259V260H77ZM83 259V260H82ZM120 259V260H119ZM122 259V260H121ZM136 259V261H135ZM176 259H178L179 261H177ZM11 260L12 263H11ZM25 260V261H24ZM76 262H74V261ZM86 260H89V262H85ZM94 260V262H93ZM98 260V261H97ZM104 260V261H103ZM109 260V259H108ZM132 262H131V261ZM143 260V261H142ZM8 261V262H5ZM82 261H84L85 263H83ZM91 261V262H90ZM103 261V262H102ZM131 263H130V262ZM146 261V262H144ZM160 261V262H159ZM236 261V262H235ZM80 262V263H79ZM121 262V263H120ZM139 262V263H138ZM159 262V263H158ZM179 262V263H178ZM152 264V263H150ZM196 264H199V261H196Z\"/></svg>","mask_w":264,"mask_h":264},{"label":"bare ground","instance_id":"obj_2","mask_svg":"<svg viewBox=\"0 0 264 264\" xmlns=\"http://www.w3.org/2000/svg\"><path fill=\"white\" fill-rule=\"evenodd\" d=\"M2 2V0H0ZM24 4L23 7H25V9H27L28 13L27 15H17L15 14L16 10L19 7V1L16 0H6V3H9L7 5V9H0V26H2V23L4 22V20H6V26L7 28V34L4 33V36H6L7 41L8 42H14L10 36L15 35V36H19L20 38H18L16 40V44L18 46V50L13 52V54L10 56L11 60L8 61V66L7 69L9 70V68L12 69V67L14 66V64L17 65V61H21V66L18 70L13 71L11 73L12 76V80H15L14 84L18 85V86H22V82H24V78L25 77V72L28 71V68L30 67L31 64L35 63L36 61H38L39 57L45 58L46 60H48V62L53 65L56 66V68L60 67L61 69H65L66 67H69V70H64L66 71H70L71 68V59L69 58V55L64 53V51L62 50V45L61 44H54L50 39H49V34L45 33V32H41L39 35H35V36H28L26 35L27 30L32 28H36L37 27V22L35 20H37V16L39 15L38 13H43L44 11H49V8L51 7H45L44 5L41 6V4H36V0L35 3H33V0H23ZM51 1V0H50ZM187 0H56L57 3V7L58 9L61 11L62 16L60 15V19H63L64 21L67 20L69 21L68 25H70L67 29L63 30L62 33H60L62 35V38L64 39V42H68L69 41V37L67 38V36H69V34L74 35L75 31H82L83 26H76L77 28H73L74 23L78 22V19H83L86 18L88 15L90 16H97V19L94 23V27H93V31L94 34H96L95 32L100 34V38H104V45H105V53H107L110 50V46L113 42L112 39L113 38V32H115L116 28H113V30L107 35H106V28L108 25V22L111 19H115L117 20V25L121 24L129 18V24H127L129 29V35H133L134 33L136 34V32H141V30L143 32H145L144 36L146 39L144 42L146 45H150L152 47V53L153 55H158L156 56V60L161 62L160 65H168V56L171 54H175L176 52L179 53L181 55L180 59L182 60L181 65L185 67V65H187L188 67H190L188 64H191L193 62V59L196 57L195 56V52L196 50L198 52L202 53V56L204 57L205 60V67H202L201 69H199L203 74L202 77H200V79H197L195 77H193L192 75H187V80L186 83L184 85H181L182 87H178L179 89L175 92V96L172 98L173 101H170V111L173 113L172 116H170L169 118H166L163 115V110L165 109V103L162 100V102L159 100L158 95L157 97L154 95V93L152 91H154L153 87L154 85L152 84V80H150V83L145 82V86H146V90L147 92H149L148 97H144L147 98L144 100V102L142 103L141 108L143 110L146 111L147 105L149 103H151L152 101L155 102L156 104H158L157 106L159 107L160 112L158 113V115L160 117H162L161 122H156V124L159 123H163L164 122H168L170 127L167 131H172L173 135H175L176 139L175 141H178L179 144H182L181 141H179V139H181L183 137V133L184 130H181V128L176 129V126L172 127V125H187V122L190 123V119L191 120H195L196 123H194V127L192 128H188L185 127L189 132H191L193 129H195V134L199 137L200 139H202V145H205L207 143H210L215 147L216 152H206L205 154L203 153V155L200 158H196L200 161V159H202V157H204V160H201V165L204 166L205 163H208L206 166H204V168L201 169V171H199L201 174H204L207 176L206 179L204 180H199V181H195L194 183H191L190 187L187 189L189 191V193L191 194L192 199H194V197H197L198 194H200L201 196H204L203 199L206 200L207 199V195L208 193H212L214 192L215 194H213V197H215L216 201L218 202V197H220L222 194H224V196L226 195L228 198L227 201L228 203L231 201L230 197H231V191L234 190L235 191V195L234 197L237 195V202H240L242 204V208L240 212H236L235 214H237L236 216H233V213H230L231 215H228V211H227V207L228 206H219L217 207V211L219 214H221V218L220 220H216V223H213L211 225L208 224L207 227L204 226L203 227H199V223L197 221H199V219L197 220L195 218V213L193 214V218L190 217L189 215L187 216V212L186 215L182 212L179 214L178 212H172L171 209L168 210V208L166 207L165 211L164 209H162L160 211V209L165 208L164 207V203L169 200V194L170 191L168 188H166V191L161 192L160 195L158 196V201L157 204H155V209L157 211V209L159 210L157 214H154L148 207H140L138 206V200L137 197H139V195H136V187L139 186L140 182V175L137 179H125V176L127 174H130L129 172H127L126 168H123V164L129 163V161H132L136 164L137 170H139V158L141 154H146L148 153L147 147L145 145H143L142 143H140L139 139L144 138V137H137V139H133L130 138V134H131V129H127V126H120V125H115L114 122L115 119H112V114L114 109H118L115 108L113 106V109L111 108V106L117 102L116 101V97L115 95H117V93L120 90H116L113 88L111 90V92L109 93L108 88H104L106 92V96H104L103 100L100 97H95V98H99L101 100H96L98 101L96 104H93V100L91 97V101L87 102V107H86V113H90L94 123H97L99 125H91L90 122L89 124H79L77 123L78 126L73 125L74 128L79 127L82 128V130L84 131L83 135H78L77 133L72 135H70V137L66 140L63 141L65 142L62 147V149L66 150V151H71L73 154H77L78 152L84 153V155L87 158V162L91 163H97L99 162L100 165H102L101 169H104V171L106 170V175L105 178L106 180H117L116 178L113 179L115 176L120 177V179H124V181L121 182V180H118L115 183V188L117 189H121L124 192H127L129 194V196H132L133 199V206H132V213H129V211L127 212L126 206L121 204V205H116L114 210H113V218L115 217V219H117V223L120 222L122 220V218L128 219L130 216L129 214L132 216L133 215V220L136 221V223L139 225L142 221H146L148 224H145L146 226L148 225V229L151 230L150 233L147 232L145 236H151L152 237V241L153 242H148L149 244L153 243V250L151 253H149V259L147 260L148 263H152L155 264L157 263L155 259H158V253L159 249H160V245L162 242H160L162 239H166V240H170V238H177L179 239V243L183 246L184 244H186L185 246H188L191 251L188 252V256L191 255V257L193 258V262L192 264H196V261H199V264H235L234 261L232 260V257L235 258V256H237L239 259L237 261V263L239 264H247L246 261H244L241 257V254L243 251H245L246 253H249V255L252 257V259L254 261H260V264H264V216H262L261 212L258 210L257 212H253L252 211V206L250 205V202L248 201L247 197L249 196V192L246 191L244 188L240 187L239 185V181L236 180L235 178L233 179H229V181H226V176L225 173H220L218 170H216L215 172H213L212 170L215 169L214 165H218L220 162L222 163H228L230 161H234L236 166H240V161H242L241 159L246 155L247 150L245 148V146L249 145L248 141H258V143L261 145L260 147L264 146V134L260 135L259 133L262 132H258V130H256L254 128V126H252L251 124V120L250 118L252 117L254 122L256 121V119L260 116H262L264 118V85L263 80H264V74H259L256 75L255 77L258 76V78H252V79H247V81L245 82L240 81V80H236L237 82L232 84L231 86L228 85V87L230 86L229 90H226L227 87H225L224 91L221 87L220 84L213 79V76L215 74H219L221 75V78L224 80H231V78L234 76L233 70L231 69V65H239L241 64V68L243 69V71H246L247 73L251 72V75L253 73H257L256 69L258 67L259 64H264V0H188V3L186 2ZM36 4V5H33ZM38 3H40L39 0H37ZM51 2H54V0H52ZM193 2L194 5H200V7H202V9L204 11L201 12H206L205 8L209 9V12H206V15H204L205 17L201 16L198 17L196 15V13L192 14L191 10L188 9L190 8V3ZM45 3H48V0H46ZM49 4V3H48ZM131 6H137V8H135L136 10L134 12L130 11ZM186 6H189L188 8H185ZM243 6L246 7V14L251 17L252 19H254V21L249 25H245L244 21L243 22V16L242 14H238L236 12V10H239L240 8H242ZM22 7V6H21ZM22 7V8H23ZM45 7V8H44ZM21 8V9H22ZM42 8V9H40ZM44 8V9H43ZM198 9V7L196 8ZM20 10V9H19ZM41 10V11H40ZM51 10H54V12L57 10L54 9L53 7H51ZM132 10V9H131ZM242 11V10H241ZM130 12V13H128ZM240 12V11H239ZM242 13V12H241ZM50 14V11H49ZM47 14L44 13V15H48L51 18V21L57 20L58 18H56V13H52V14ZM200 14V13H199ZM5 15V16H4ZM245 15V14H244ZM246 15V16H247ZM242 16V17H241ZM247 16V17H248ZM43 17V15L41 16ZM45 17V16H44ZM245 17V16H244ZM246 17V19H247ZM258 19V22H255L256 19ZM49 18V17H48ZM94 18V17H93ZM201 20H200V19ZM4 19V20H3ZM11 19V20H10ZM113 19V20H114ZM114 20V21H115ZM40 21V19H39ZM112 21V22H114ZM172 24V27H174V30H176V34H174L175 39H171L170 42H163L165 39V29H164V25L167 22H170ZM177 21H180L179 23L181 24V27H176L177 25ZM186 21V22H185ZM41 22V21H40ZM111 22V21H110ZM109 22V23H110ZM83 23V22H82ZM249 23V22H248ZM56 24V23H55ZM54 24V25H55ZM64 24V23H63ZM77 24V23H76ZM80 24V23H79ZM115 24V23H114ZM125 24V25H126ZM52 25V24H51ZM71 25L73 27H71ZM113 25V24H110ZM123 25V24H122ZM53 26V25H52ZM167 26V25H166ZM4 27V24H3ZM29 27V28H28ZM42 27V26H41ZM47 27V26H46ZM49 27V26H48ZM114 27V26H113ZM125 27V26H122ZM121 27V28H122ZM254 27H258V29L254 28ZM1 28V27H0ZM5 28V27H4ZM3 28V29H4ZM51 28V27H50ZM54 28V27H53ZM166 28V27H165ZM253 28L255 30H253ZM44 29V28H43ZM46 29V28H45ZM58 29V28H57ZM5 30V29H4ZM53 30V29H52ZM59 30L61 31V28H59ZM117 30V29H116ZM120 30V29H118ZM123 30V29H122ZM258 30V31H257ZM91 31V30H90ZM92 32V31H91ZM122 32V31H121ZM2 33V32H1ZM19 33H21L19 35ZM76 33V32H75ZM127 33V32H126ZM58 34V33H57ZM98 34V35H99ZM125 34V33H124ZM134 34V35H135ZM138 34V33H137ZM143 34V33H142ZM51 35V34H50ZM139 35V34H138ZM2 36V35H1ZM96 36V35H95ZM52 37V36H51ZM59 37V36H58ZM61 37V36H60ZM131 37V36H130ZM137 37V36H136ZM4 38V37H3ZM15 38V37H14ZM91 38V37H90ZM94 38V37H93ZM140 38V37H139ZM97 39V38H96ZM169 39V38H167ZM166 39V40H167ZM15 40V39H14ZM18 41V42H17ZM136 41V40H135ZM142 41V40H140ZM6 43V42H5ZM136 43V42H135ZM139 43V42H138ZM141 43V42H140ZM9 44V43H8ZM98 43H96L97 45ZM142 44V43H141ZM167 44V45H166ZM6 45V44H5ZM15 45V43H14ZM145 45V46H146ZM164 45V46H163ZM16 46V45H15ZM64 46V45H63ZM144 46V45H143ZM102 47V46H101ZM137 47V46H136ZM140 47V46H138ZM147 47V46H146ZM149 47V46H148ZM8 48V47H6ZM134 48V47H133ZM141 48V47H140ZM145 48V47H144ZM78 49V48H77ZM101 49V48H100ZM188 49V51L186 50ZM103 49H101L102 51ZM134 50V49H133ZM137 50V49H136ZM148 50V49H147ZM66 51V50H65ZM70 51V50H69ZM77 51V50H76ZM97 51H99L97 49ZM140 51V50H139ZM146 51V50H145ZM150 50H148L149 52ZM78 52V51H77ZM94 52H96L94 50ZM113 52V51H112ZM136 52V51H135ZM144 52V51H143ZM147 52V51H146ZM197 52V54H198ZM2 53V51H1ZM7 53V52H6ZM10 53V52H9ZM70 53V52H69ZM103 53V52H102ZM115 53V52H114ZM137 53V52H136ZM135 53V54H136ZM3 54V53H2ZM95 54V53H94ZM98 54V53H97ZM131 54V53H130ZM134 54V53H133ZM138 54V53H137ZM140 54V53H139ZM78 55V54H77ZM104 55V54H103ZM108 55V53H107ZM106 55V56H107ZM151 55V54H150ZM148 55V56H150ZM200 55V54H199ZM4 56V55H3ZM71 56V55H70ZM132 57V55H130ZM129 56V58H131ZM144 56V54L142 55ZM201 56V55H200ZM6 57V54H5ZM4 57V58H5ZM8 57V56H7ZM6 57V58H7ZM92 57V56H91ZM91 57H90V61H91ZM99 57V56H98ZM108 57V56H107ZM146 57V56H144ZM170 57V56H169ZM174 57V55H173ZM245 57L249 58V64L248 62L245 60ZM88 58V57H87ZM110 58V57H109ZM151 58V57H150ZM201 58V57H200ZM80 59V58H79ZM93 59V58H92ZM131 59H133L135 61V57H132ZM128 59V60H131ZM144 59V58H142ZM141 59V60H142ZM149 59V58H148ZM203 59V58H202ZM44 60V59H43ZM89 60V59H88ZM95 59H93L94 61ZM99 60V59H98ZM119 60L120 57L116 56L115 54L111 57V66L108 64L107 66L104 67V69L102 68V66L99 64V61L95 62V67H93V70L89 74H86V77L89 76L88 80H92V81H87V82H94V76L96 75V77H100L102 76L105 81L109 82H114L116 79L114 78H118L119 76L115 75L117 72V68L119 66ZM154 60V59H153ZM155 60V61H156ZM198 60V59H197ZM203 60V62H204ZM3 59L0 61V73L3 72V68L4 65L2 63ZM40 61V60H39ZM76 62L75 65H79L80 62H78L77 60H74ZM83 61V60H82ZM81 61V62H82ZM87 61V60H86ZM146 62V60H144ZM143 61L142 65H145ZM148 61V60H147ZM247 63H246V62ZM142 62V61H140ZM149 62V61H148ZM151 62V61H150ZM198 62V61H197ZM196 62V63H197ZM200 62V61H199ZM202 62V63H203ZM259 62V63H257ZM84 63V62H83ZM88 63V61H87ZM122 63V62H121ZM130 63H134V62H130ZM139 63V62H138ZM195 63V62H194ZM219 64L220 66H222V69L219 73H217V68L216 66H214V64ZM248 66H246V64ZM135 64V63H134ZM133 64V65H134ZM150 64V63H149ZM157 64V62H156ZM172 64V63H171ZM204 64V63H203ZM231 64V65H230ZM261 64V65H262ZM34 65V64H33ZM74 65V64H73ZM89 65V63H88ZM87 65V66H88ZM92 65V64H91ZM132 65V66H133ZM137 65V64H136ZM155 64L151 65L152 67H154ZM158 65V64H157ZM156 65V66H157ZM176 65V64H175ZM10 66V67H9ZM81 66V64H80ZM84 66V64H83ZM84 66V67H87ZM139 66V65H138ZM186 66V67H187ZM137 67V66H136ZM144 67V66H143ZM142 67V68H143ZM147 67V65H146ZM150 67V66H148ZM159 67L161 68V66L158 65V71H160L159 75L161 74V70H159ZM91 68V67H90ZM141 68V67H140ZM192 68V67H191ZM235 68V67H234ZM264 68V67H263ZM6 69V67H5ZM76 69V68H74ZM88 69V68H87ZM144 69V68H143ZM162 69V68H161ZM239 69L240 72H242ZM7 70V71H8ZM55 70V69H54ZM60 70V69H59ZM79 70H81L79 68ZM86 70V68H85ZM111 70V71H110ZM140 70V69H139ZM149 70V69H148ZM156 70V68L154 69ZM165 70V69H164ZM188 70V69H187ZM192 70V69H191ZM197 70V69H196ZM220 70V69H219ZM238 70V69H237ZM10 71V70H9ZM12 71V70H11ZM57 71V70H56ZM72 71V70H71ZM129 71V70H128ZM145 71L147 72V70L145 69ZM153 71V69H152ZM190 71V70H189ZM194 71V69H193ZM236 71V69H235ZM263 71V70H262ZM6 72V70L4 71ZM18 72V74L16 73ZM60 72V71H58ZM79 72V71H77ZM94 72V73H93ZM116 72V73H115ZM145 72V74H146ZM151 71H148V73ZM156 72V71H155ZM154 72V73H155ZM181 72V71H180ZM74 73V71H73ZM72 73V74H73ZM143 73V72H142ZM141 73V74H142ZM153 75L154 73L151 72ZM167 73V71H166ZM176 72H174L175 75ZM196 73V72H194ZM192 73L194 76L195 74ZM238 73V72H237ZM236 73V74H237ZM243 73V72H242ZM241 73V74H242ZM83 74V73H82ZM150 74V73H149ZM172 74V73H171ZM178 74V73H176ZM235 74V76H236ZM245 74V73H243ZM85 75V74H83ZM91 75H93V79L91 78ZM163 75V73H162ZM167 75V74H166ZM197 75V74H196ZM238 75H240L238 73ZM262 77H261V76ZM58 76V74H57ZM66 76H68L66 74ZM70 76V74H69ZM148 76V75H147ZM179 75H177L178 77ZM241 76V75H240ZM247 76V75H246ZM253 76V75H252ZM78 77V76H77ZM146 77V75L144 76ZM170 77V76H169ZM176 77V78H177ZM242 77V76H241ZM240 77V78H241ZM72 78V76H71ZM150 78V77H149ZM154 78V77H153ZM161 78V76H160ZM171 78V77H170ZM215 78V77H214ZM217 78V77H216ZM59 79V78H58ZM64 77H62V81H63ZM86 79V78H85ZM112 79L114 81H112ZM120 79V78H119ZM144 79V78H143ZM148 79V77H147ZM158 79V78H157ZM179 79H182L179 77ZM177 79V80H179ZM235 79V77H234ZM65 80V79H64ZM67 80V79H66ZM72 80V79H70ZM96 80H98V78H96ZM100 80V79H99ZM102 80V79H101ZM154 80V79H153ZM162 80V79H161ZM168 80V78H167ZM166 80V82H168ZM185 80V79H184ZM61 81V82H62ZM73 81V80H72ZM129 81V80H128ZM9 81H7L8 83ZM78 82V81H77ZM84 83L82 84L83 86H85V81H83ZM97 82V81H96ZM120 83V81H117ZM130 82V81H129ZM143 82V81H142ZM141 82V83H142ZM160 82V81H159ZM179 82V81H178ZM71 83V81H70ZM99 83V82H98ZM116 83V82H115ZM118 83V84H119ZM156 84H158L156 81L154 82ZM228 83V82H227ZM226 83V84H227ZM9 84V83H8ZM62 84V83H61ZM60 84V85H61ZM90 84V83H89ZM111 84V83H109ZM113 84V83H112ZM117 84V83H116ZM114 86H117V85ZM127 83H125L126 85ZM163 84V83H161ZM160 84V85H161ZM172 84V83H171ZM176 84V82H175ZM231 84V83H230ZM11 84H9L10 86ZM68 85V84H67ZM72 85H78V83H74ZM92 85V84H91ZM98 85V84H97ZM107 86V84H105ZM122 85V84H120ZM119 85V86H120ZM135 85V84H134ZM141 85V84H140ZM159 85V84H158ZM167 85V83L165 84ZM170 85V84H169ZM3 86V85H2ZM29 86V85H27ZM63 86V84H62ZM65 86V85H64ZM82 86V88H80V86H73L75 87V92L76 94L79 92L81 94L85 93L84 87ZM93 86V85H92ZM96 86V85H95ZM99 86V85H98ZM111 85H109L108 87H110ZM128 86V84H127ZM132 86V84H131ZM139 86V85H138ZM145 86L142 87L143 91L145 89ZM163 86V85H162ZM180 86V85H179ZM90 87V85H89ZM100 87V86H99ZM98 87V88H99ZM102 87V86H101ZM112 87V86H111ZM118 87V86H117ZM134 86H132L131 88H133ZM141 87V86H140ZM159 87V86H158ZM158 87L156 86V88L158 89ZM175 87V86H174ZM198 87V88H196ZM5 88V87H3ZM23 88V86H22ZM26 88V87H24ZM70 88V87H69ZM94 88V87H93ZM119 88V87H118ZM126 90H128V87H125ZM130 88V86H129ZM130 88V89H131ZM136 88V87H135ZM160 88V87H159ZM10 89V88H8ZM6 89V90H8ZM30 89V88H29ZM68 88H64L62 90H65ZM71 89V88H70ZM77 89V90H76ZM100 89V88H99ZM124 89V88H122ZM137 89V88H136ZM162 88L159 89V91ZM171 89H173V86L171 87ZM176 89V88H174ZM103 89H101L102 91ZM139 90V88H138ZM165 90V89H164ZM200 90V91H199ZM27 91V89H26ZM25 93H28L26 92ZM55 91V90H54ZM90 88L88 91V94L90 92ZM94 91V90H92ZM97 91V89L95 90ZM140 91H142L140 89ZM166 91V90H165ZM172 92L175 90H171ZM198 91V92H197ZM3 92V91H2ZM1 92V93H2ZM32 92V89H31ZM69 92V91H68ZM100 92V91H99ZM121 92V91H120ZM134 92H136V90H134ZM152 92V93H151ZM163 92V90H162ZM169 92V91H166ZM34 93V91H33ZM48 93V92H47ZM51 93V92H49ZM53 93V92H52ZM63 94H61L60 91V95H64V92L62 91ZM67 93V92H66ZM87 93V92H86ZM93 93V92H92ZM95 93V92H94ZM124 93H127V91ZM131 93V90H130ZM129 93V94H130ZM138 93V92H137ZM142 93V92H141ZM144 93V92H143ZM200 93V94H199ZM3 94V93H2ZM32 94V93H31ZM38 94V93H37ZM46 94V93H45ZM75 94V95H76ZM91 94V93H90ZM96 94V93H95ZM94 94V95H95ZM104 94V92H103ZM128 94V93H127ZM164 94V93H163ZM169 94V93H168ZM189 94H192L195 97V102L196 105H198L197 108H201V106H203V104L205 102H208L207 106L208 107L207 110H203L204 112L199 113V111L202 109H200L199 111L197 110V108L193 105L190 106L191 103L189 100ZM9 95V94H8ZM19 95V94H18ZM35 95V94H34ZM41 95V94H39ZM38 95V96H39ZM54 95V94H53ZM85 95V94H84ZM92 95V94H91ZM101 96V94H98ZM122 95V94H121ZM126 95V94H125ZM161 95V94H160ZM165 95H167L165 93ZM191 95V96H192ZM4 96H6V94H4ZM31 96V95H29ZM38 96L36 97L37 100ZM57 96V95H56ZM55 96V97H56ZM70 96V95H68ZM72 96V95H71ZM70 96V97H71ZM82 96V95H81ZM80 96V97H81ZM103 96V95H102ZM129 96V95H128ZM127 96V97H128ZM133 96V95H132ZM131 96V97H132ZM164 96V95H163ZM190 96V97H191ZM41 97V96H40ZM43 97V96H42ZM45 97V95H44ZM50 97V96H49ZM59 97V96H58ZM76 97V96H74ZM78 97V96H77ZM90 97V95L88 96ZM93 97V98H94ZM124 97V96H123ZM126 97V98H127ZM136 97H139L136 95ZM162 97V96H161ZM165 97V96H164ZM170 98V96H168ZM3 98V97H2ZM17 98V96H16ZM31 98V97H30ZM46 98V97H45ZM54 98V97H52ZM82 98V97H81ZM85 98V97H84ZM83 98V99H84ZM87 98V97H86ZM94 98V99H95ZM134 98V96H133ZM140 98V97H139ZM170 98V99H171ZM193 98V97H192ZM42 99V98H40ZM72 99V98H71ZM78 98H76L77 100ZM163 99V98H162ZM175 99V100H174ZM2 100V99H1ZM6 100V99H5ZM21 100V99H19ZM32 100V99H31ZM88 100V99H87ZM118 100V99H117ZM127 100V99H126ZM129 100V99H128ZM127 100V101H128ZM132 100V99H131ZM139 100V99H138ZM165 100V99H164ZM40 101V100H39ZM57 101H61V97L59 98V100ZM85 101V100H83ZM120 101V99H119ZM126 101V102H127ZM135 101V100H133ZM141 101V100H140ZM139 101V103H140ZM237 102V104L239 102H243V103H247V105L249 103H251L248 107L250 112L248 113V115L246 114V117H242V116H238L235 114L234 111V102ZM41 102V101H40ZM49 102V100L47 101ZM78 102V101H77ZM76 102V103H77ZM81 102V101H79ZM78 102V103H79ZM125 102V101H124ZM129 102V101H128ZM128 102L126 103L127 106H125V103H123V110H126L129 106ZM168 102V101H167ZM194 102V104H195ZM45 103V102H44ZM58 103V102H57ZM65 103V102H64ZM77 103V104H78ZM112 103V104H111ZM133 103V102H132ZM169 103V102H168ZM193 103V102H192ZM17 104V103H16ZM15 104V105H16ZM19 104V103H18ZM43 104V103H42ZM52 104V103H51ZM66 104V103H65ZM63 104L65 106L66 109V105ZM121 104V103H120ZM118 104V105H120ZM20 105V104H19ZM47 105V104H46ZM58 105V104H57ZM57 105L54 106L55 108H57ZM60 105V104H59ZM70 105V104H69ZM82 105V106H83ZM116 105V104H115ZM122 105V104H121ZM120 105V106H121ZM135 105V104H134ZM236 105V104H235ZM18 106V105H17ZM40 106V105H39ZM48 106V105H47ZM46 106V107H47ZM64 106H61L63 109ZM72 105H70L71 107ZM119 106V108H120ZM149 106V105H148ZM154 106V105H152ZM22 107V106H21ZM20 107V108H21ZM28 107V106H27ZM37 107V106H36ZM53 107V109H54ZM59 107V106H58ZM74 107V105H73ZM131 108V105L129 106ZM150 107V106H149ZM204 107V108H205ZM17 108V107H15ZM42 108V107H41ZM80 108V107H79ZM153 108V107H152ZM166 108H168L166 106ZM12 109V108H11ZM45 109V108H44ZM47 109V108H46ZM45 109V110H46ZM50 109V108H49ZM52 109V106H51ZM52 109V110H53ZM69 109V108H67ZM72 109V108H71ZM69 109V111L71 110ZM103 109V110H101ZM112 109V110H111ZM122 109V107H121ZM221 109V110H219ZM5 110V108H4ZM13 110V109H12ZM15 110V109H14ZM27 110V109H26ZM25 110V111H26ZM35 110V109H34ZM44 110V111H45ZM55 110V109H54ZM83 110V109H82ZM149 110H151V108H149ZM158 110V111H159ZM193 110V111H191ZM1 111V110H0ZM3 111V110H2ZM19 111V110H18ZM24 111V110H23ZM24 111V114L26 113ZM28 111V110H27ZM41 111V110H40ZM43 111V110H42ZM64 111V109H63ZM77 111V110H76ZM75 111V112H76ZM202 111V110H201ZM36 112V110H35ZM50 112V111H49ZM48 112V113H49ZM65 112V111H64ZM85 112V111H84ZM108 113V116L104 118V116L106 115V113ZM166 112H168V110H166ZM4 112H2L3 114ZM16 113V112H15ZM14 113V114H15ZM19 113V112H18ZM22 113V112H21ZM42 113V112H41ZM45 113V112H44ZM59 113V111L57 112ZM63 113V112H62ZM73 113V111H72ZM71 113V115H72ZM79 113V112H78ZM76 113V114H78ZM82 113V112H81ZM124 113V112H123ZM32 114V113H31ZM80 114V113H79ZM125 114V113H124ZM33 115V114H32ZM31 115V116H32ZM41 115V114H40ZM45 115V114H44ZM54 115V114H53ZM59 115V114H58ZM61 115V114H60ZM66 115H68V112H66ZM65 115V116H66ZM70 115V112H69ZM82 115V114H80ZM87 116V114H85ZM170 115V114H169ZM242 115V114H241ZM6 116V115H5ZM21 116V115H20ZM52 116V114H51ZM50 116V117H51ZM75 116V114H74ZM79 116V115H78ZM84 116V117H86ZM168 116V115H167ZM48 117V116H46ZM62 117V116H61ZM72 117V116H71ZM119 117L118 115L115 116ZM130 117V116H129ZM16 118V117H15ZM30 118V116H29ZM28 116L24 119H29ZM36 118V117H35ZM55 118V117H52ZM51 118V119H52ZM69 118V117H68ZM74 118V117H73ZM72 118V119H73ZM82 118V116H81ZM88 118V117H86ZM155 118H156V114H155ZM3 119V118H2ZM7 119V118H6ZM32 119V117L30 118ZM34 119V117H33ZM39 119V116H38ZM58 119V117H57ZM54 119V120H57ZM60 119V118H59ZM62 119V118H61ZM60 119V120H61ZM65 118H63L64 120ZM80 119V118H78ZM111 119V121H110ZM120 119V118H119ZM160 119V118H159ZM16 120V119H15ZM14 120V122H15ZM37 119H35L36 121ZM42 119L40 118V121ZM47 120V119H46ZM53 120V121H54ZM126 120V118H125ZM189 120V121H188ZM250 120V121H249ZM17 122L19 121L16 120ZM23 121V120H22ZM28 121V120H27ZM34 121V120H32ZM50 121V120H49ZM65 121V120H64ZM76 121V120H75ZM83 121V120H82ZM121 121V120H120ZM124 121V120H123ZM129 121V120H128ZM157 121V120H156ZM160 121V120H158ZM13 122V121H12ZM26 122V121H24ZM30 122V121H29ZM38 122V121H37ZM60 122V121H59ZM63 122V121H61ZM71 122V120H70ZM85 122V121H84ZM87 122V121H86ZM10 123V122H9ZM8 123V124H9ZM34 123V122H33ZM40 123V122H39ZM47 123V121H46ZM46 123H41V124H46ZM58 123V122H57ZM76 123V122H75ZM125 123V122H124ZM123 123V124H124ZM257 123V122H256ZM7 124V125H8ZM12 124V123H11ZM16 125H18L17 123H15ZM14 124V125H15ZM38 124V123H37ZM34 124V125H37ZM48 124V123H47ZM51 124V123H50ZM67 124L69 125V123L67 122ZM119 124V123H118ZM135 125V123H133ZM167 124V125H168ZM13 125V124H12ZM54 125V124H53ZM59 125V124H58ZM58 125H54L55 127H57ZM81 125V126H80ZM140 125V124H139ZM155 125V124H154ZM162 125V124H160ZM244 125H246V129L243 127ZM11 126V125H9ZM8 126V127H9ZM27 126L29 127V125L27 124ZM38 127H40L39 125H37ZM42 126V125H41ZM61 126H64V123H62ZM136 126V125H135ZM258 126V125H257ZM261 126V125H260ZM12 127V126H11ZM16 127V126H15ZM36 127V126H35ZM34 127V128H35ZM37 127V128H38ZM45 127V125H44ZM53 127V126H52ZM60 127V126H59ZM71 127V126H70ZM125 127V128H124ZM19 129V126L16 127ZM27 128V127H26ZM47 128V127H46ZM69 128V127H68ZM130 128V127H128ZM157 128V127H156ZM178 128V127H177ZM224 128V129H223ZM11 129V128H10ZM78 129V130H79ZM138 129V128H137ZM4 130V129H3ZM1 128V131H3ZM6 130V129H5ZM12 130L14 131V128H12ZM23 130V129H22ZM25 130V129H24ZM23 130V131H24ZM28 130V129H27ZM39 130V129H38ZM56 130V129H55ZM59 130V129H58ZM130 130V131H129ZM140 130V129H139ZM8 131V130H7ZM17 131V130H16ZM26 131V130H25ZM24 131V132H25ZM34 131V129H33ZM47 131V130H46ZM62 132V130H60ZM81 131V130H80ZM141 131V130H140ZM226 132L225 134H223V132ZM262 131V130H261ZM5 132V131H4ZM3 132V133H4ZM15 132V131H14ZM27 132V131H26ZM40 132V131H39ZM45 131H43L44 133ZM68 132V131H67ZM66 132V134H67ZM77 132V130H76ZM135 132V131H134ZM163 132V131H162ZM2 133V132H1ZM2 133V134H3ZM6 133V132H5ZM16 133V132H15ZM20 133V132H18ZM17 133V135H19ZM32 133V132H31ZM37 133V132H36ZM50 133V132H49ZM57 133V132H56ZM59 133V132H58ZM69 133V132H68ZM168 133V132H167ZM1 134V136H2ZM9 134V133H8ZM13 134V133H12ZM46 134V132L44 133ZM64 134V133H63ZM136 134V133H135ZM140 134V132H139ZM143 134V133H142ZM194 134V133H193ZM223 136L222 138L219 137L221 135ZM228 134V135H226ZM11 135V133L9 134ZM14 135V134H13ZM21 135V134H20ZM29 135V134H27ZM32 135V134H31ZM35 135V134H34ZM40 135V134H39ZM42 135V134H41ZM40 135V136H41ZM141 135V134H140ZM163 135V134H162ZM226 135V136H225ZM7 136V135H6ZM52 136V134L50 135ZM54 136V133H53ZM64 136V135H63ZM161 136V135H160ZM158 136V137H160ZM164 136V135H163ZM11 137V136H10ZM16 137V136H15ZM18 137V136H17ZM24 137V136H23ZM30 137V136H28ZM32 137V136H31ZM30 137V139H31ZM46 137V136H44ZM42 136V138H44ZM3 138V137H2ZM5 138V137H4ZM27 138V136L25 137V139ZM36 138V137H35ZM38 138V137H37ZM54 138V137H53ZM58 138V137H57ZM62 138V137H61ZM60 138V139H61ZM64 138V137H63ZM224 138V139H223ZM1 139V138H0ZM17 138H8L6 137V140L2 141V144H7L8 146L13 144L16 141ZM20 139V138H18ZM28 139V138H27ZM165 139H166V145L165 146H161V142L160 146L163 148L164 153H166L165 155L171 160V161H178V158H176L177 152H168V145L170 144L169 140H170V136L165 135ZM172 139V138H171ZM23 140V138H22ZM34 140V139H31ZM30 140V141H31ZM43 140V139H41ZM48 140V139H47ZM53 140V139H52ZM51 140V141H52ZM55 140V139H54ZM149 140V139H148ZM20 141V140H19ZM18 141V142H19ZM26 142V140H24ZM29 140H27V142H30ZM39 141V139L37 140ZM21 142V141H20ZM19 142V143H20ZM27 142L25 143V145L27 144ZM35 142V141H34ZM50 142V141H49ZM62 142V141H60ZM142 142V141H141ZM144 142V141H143ZM23 143V142H22ZM38 143V142H37ZM55 143V142H53ZM137 143L138 147L137 148L139 150L138 156H136V154L134 155L133 153V145ZM149 143V142H148ZM151 143V142H150ZM149 143V144H150ZM178 143H174V149L177 148V144ZM1 144V145H2ZM24 144V143H23ZM51 144V143H50ZM57 144V143H56ZM155 144V143H154ZM172 144V143H171ZM16 145V144H15ZM22 144H19V146ZM24 145V146H25ZM44 145V144H43ZM49 145V144H48ZM152 145V144H151ZM51 147V145H49ZM167 146V147H166ZM55 147V146H54ZM150 147V146H149ZM251 147V146H250ZM8 148V147H7ZM16 148V147H15ZM20 148V147H17ZM31 148V147H30ZM41 148V147H40ZM45 148L46 144H45ZM49 148V147H48ZM47 148V149H48ZM53 148V147H52ZM167 148V149H166ZM170 148V147H169ZM258 147L256 146V149ZM264 148V147H262ZM9 149H11V147H9ZM149 149V148H148ZM158 148H156L157 150ZM171 149V148H170ZM250 149V148H249ZM12 150V149H11ZM34 150V148H33ZM36 150V149H35ZM54 150V149H53ZM152 150V149H150ZM154 150V148H153ZM177 150V149H175ZM173 150V151H175ZM180 150V149H179ZM178 150V151H179ZM205 150V149H204ZM21 153V158L19 159H23L25 161L30 160L29 165L33 168H36V161L32 160V158L29 156V154L23 150L21 148V150H19ZM18 151V152H19ZM28 151H30V149H28ZM44 151V149H43ZM47 151V150H46ZM161 151V150H160ZM249 151V150H248ZM262 151V149L260 150ZM2 152V151H1ZM0 152V153H1ZM45 152V151H44ZM59 152V151H57ZM151 153H153L152 151H149ZM159 152V151H158ZM157 152V153H158ZM163 152V151H161ZM251 152V151H250ZM5 153V152H4ZM7 153V151H6ZM16 153V151H15ZM49 153V152H48ZM71 153V154H72ZM252 153V152H251ZM258 153V150H257ZM14 154V152H13ZM18 154V153H17ZM33 154V152L31 153ZM38 154V153H37ZM37 154H35L37 156ZM40 154V153H39ZM43 154V153H42ZM47 154V153H45ZM44 154V155H45ZM149 154V153H148ZM154 154V153H153ZM260 154V153H259ZM2 155V154H1ZM6 155V154H5ZM10 155V154H9ZM16 155V154H14ZM20 155V154H19ZM33 155V156H35ZM55 155V154H53ZM65 155V154H64ZM163 155V154H161ZM248 155V154H247ZM263 155V154H262ZM7 156V155H6ZM18 156V155H17ZM47 156V155H46ZM56 156V155H55ZM58 156V155H57ZM59 156L63 157V153L62 155L60 154ZM67 156V155H66ZM70 156V155H69ZM251 156V155H249ZM248 156V158H249ZM261 156V155H260ZM3 157V156H2ZM5 157V156H4ZM3 157V158H4ZM8 158L10 156H7ZM78 157V156H77ZM160 157V156H159ZM45 158V157H44ZM42 158V159H44ZM59 158V157H58ZM79 158V157H78ZM163 158V157H162ZM262 158V157H261ZM260 158V160H261ZM264 158V156H263ZM17 159V158H15ZM34 159V158H33ZM41 159V158H40ZM39 159V160H40ZM51 159V158H50ZM62 159V158H61ZM133 159V160H132ZM251 159V158H250ZM64 160V159H63ZM69 160V159H68ZM72 160V159H70ZM165 160V159H164ZM246 160V159H245ZM258 160V159H257ZM18 161V160H17ZM41 161V160H40ZM53 161V160H52ZM58 161V160H57ZM56 161V162H57ZM62 161V160H61ZM73 161V160H72ZM77 161V160H76ZM167 161V160H166ZM22 162V161H19ZM18 162V163H19ZM38 162V160H37ZM46 162V161H45ZM48 162V161H47ZM60 162V161H58ZM85 162V161H84ZM142 162V161H141ZM163 162V161H162ZM197 162V161H196ZM257 162V161H256ZM262 162V161H261ZM33 163V165H32ZM41 163V162H40ZM144 163V162H143ZM148 163V162H146ZM161 163V162H160ZM159 163V165H160ZM250 163V162H249ZM258 163V162H257ZM26 164V162H25ZM42 164V163H41ZM61 164V163H59ZM66 164V163H65ZM64 164V165H65ZM78 164V163H77ZM130 164V163H129ZM128 164V165H129ZM133 164V163H131ZM255 164V161H254ZM259 164V163H258ZM257 164V165H258ZM262 164V163H261ZM28 165V166H29ZM45 165V164H44ZM48 165H53L52 164H48ZM63 165V166H64ZM98 165V164H97ZM158 165V166H159ZM162 165V164H161ZM26 166V165H25ZM41 166V165H39ZM55 167H57L56 163L54 165ZM61 166V165H60ZM80 166V165H79ZM92 166H95L94 164ZM91 166V167H92ZM178 166V165H177ZM219 166V165H218ZM225 166V165H224ZM238 166V167H239ZM69 167V166H68ZM86 167V166H85ZM130 167V165H129ZM127 167V168H129ZM170 167V166H169ZM257 167V166H256ZM27 168V167H26ZM53 168V167H52ZM59 168V166H58ZM83 168V167H82ZM131 168H133V165L131 166ZM149 168V167H148ZM147 168L148 172L149 169ZM163 168V167H162ZM174 168V167H173ZM214 168V169H213ZM240 168V167H239ZM243 169V165L241 167ZM248 168V167H247ZM246 168V169H247ZM29 169H31L29 167ZM41 169V168H40ZM54 169V168H53ZM65 169V168H64ZM68 169V168H67ZM93 169V167H92ZM134 169V168H133ZM136 169V168H135ZM166 169V168H165ZM198 169V168H197ZM219 169V168H218ZM241 169V170H242ZM245 169V170H246ZM253 169V168H252ZM251 169V170H252ZM38 170V169H36ZM44 172V168L42 169ZM60 170V168H59ZM66 170V169H65ZM76 171V169H74ZM81 170V168H80ZM88 170V169H87ZM99 170V169H98ZM158 170V169H157ZM164 170V169H163ZM213 173H211V171ZM250 170V169H249ZM250 170V171H251ZM258 171H260V167L259 169H257ZM262 170V168H261ZM27 171V170H26ZM34 171V170H32ZM50 171V170H49ZM52 171V170H51ZM68 170H66L67 172ZM73 171V169H72ZM71 171V172H72ZM90 171V170H89ZM160 171V169H159ZM169 171V170H168ZM168 171L166 173H168ZM178 171V170H177ZM240 171V170H239ZM36 172V171H35ZM40 172H42L40 170ZM47 172V171H46ZM45 172L46 175H48ZM60 172V171H59ZM58 172V173H59ZM64 172V171H63ZM70 172V173H71ZM79 172V171H77ZM84 172V170H83ZM147 172V174H148ZM152 172V171H151ZM162 172V171H161ZM172 172V171H171ZM179 172V171H178ZM30 173V171H29ZM28 173V174H29ZM34 173V172H33ZM38 173V171L36 172V174ZM54 173V172H53ZM52 173V174H53ZM56 173V172H55ZM61 173V172H60ZM86 173V172H84ZM137 173V172H136ZM140 173V172H139ZM153 173V172H152ZM190 173V172H189ZM193 173V172H192ZM253 173V172H252ZM41 174V173H40ZM66 174V173H65ZM75 174V173H74ZM80 174V172H79ZM105 174V173H104ZM160 174V172H159ZM174 174V173H173ZM172 174V175H173ZM34 175V174H33ZM43 175V174H42ZM40 175V176H42ZM64 175V174H63ZM62 175V176H63ZM69 175V174H68ZM72 175V173H71ZM82 175V174H80ZM137 176V174H135ZM179 175V174H177ZM197 174H191V175H186L183 176L182 178L180 177H175V182L176 185L179 186V188L184 185L183 183L189 180L194 179ZM200 175V174H199ZM39 176V175H38ZM70 176V175H69ZM68 176V178H69ZM74 176V175H73ZM72 176V177H73ZM79 176V175H78ZM132 177V175H129ZM160 176V175H159ZM165 176V175H164ZM169 176V175H166ZM171 176V175H170ZM175 176V174H174ZM262 176V175H261ZM47 177V176H45ZM43 177V178H45ZM61 177V176H60ZM70 177V178H72ZM127 177V176H126ZM156 177V176H155ZM51 178V177H50ZM54 178V176H53ZM79 178V177H78ZM147 178V177H146ZM145 178V179H146ZM174 178V177H173ZM179 178V180H177ZM201 178V177H200ZM259 178V177H258ZM264 178V177H263ZM24 179V178H22ZM46 179V178H45ZM44 179V181H45ZM66 179V178H65ZM82 179V178H81ZM172 179V178H171ZM262 179V178H260ZM36 180V179H35ZM58 180V179H57ZM73 180L76 181V179L74 178ZM169 180V179H168ZM255 180V179H253ZM263 180V179H262ZM61 181V180H60ZM67 181V180H66ZM79 181V180H77ZM87 181V180H86ZM12 182V181H11ZM46 182V181H45ZM44 182V184H45ZM59 182V181H58ZM63 182V181H62ZM80 182V181H79ZM165 182V181H164ZM169 182V181H168ZM260 182V181H259ZM42 183V181H41ZM47 183V182H46ZM57 183V182H55ZM54 183V185H55ZM90 183V182H89ZM99 183V182H98ZM106 183V182H105ZM112 183V182H111ZM166 183V182H165ZM174 183V182H173ZM12 185V183H10ZM44 184L42 183V186H44ZM61 184V183H60ZM63 184V183H62ZM188 184V183H186ZM49 186H44V187H40L41 191V195L42 197H44L45 201H48V199H50V196H48L50 194L51 191V185L48 183ZM65 185V184H64ZM100 185V184H99ZM163 185V184H162ZM167 185V184H166ZM171 185V184H170ZM173 185V184H172ZM175 185V184H174ZM247 184H245L244 186H246ZM14 186V185H13ZM157 186V185H156ZM165 186V185H164ZM168 186V185H167ZM189 186V185H187ZM264 186V185H263ZM75 184H70L69 185V190L75 192ZM150 187V186H149ZM161 187V186H160ZM163 187V186H162ZM257 187V186H256ZM6 188V186H5ZM13 188V187H12ZM80 188V187H79ZM164 188V189H165ZM172 188V187H171ZM174 188V187H173ZM259 188V187H258ZM11 189V187H10ZM54 189V187H53ZM6 190V189H5ZM112 190V189H111ZM136 190V191H135ZM161 190V189H160ZM68 191V190H67ZM163 191V190H162ZM260 191V190H259ZM37 192V191H36ZM56 192V191H55ZM69 192V191H68ZM114 192V191H113ZM116 192V191H115ZM119 192V190H118ZM121 192V191H120ZM35 193V192H34ZM123 193V192H122ZM2 194V193H1ZM0 194V195H1ZM52 194V193H51ZM101 194V193H100ZM234 194V193H233ZM263 194V193H262ZM79 195V194H78ZM88 195V194H87ZM112 195V193H111ZM110 195V196H111ZM114 195V194H113ZM3 196V195H2ZM10 196V195H9ZM223 196V198L225 199V197ZM263 196V195H262ZM78 197L76 195V199L78 200ZM3 198L5 199V197L3 196ZM12 198V197H11ZM145 198V197H144ZM212 198V197H211ZM214 199V198H213ZM212 199V200H213ZM236 199V200H237ZM127 200V199H126ZM215 200L214 204H215ZM142 201V200H141ZM263 200H261V196L260 194H257L255 196V201L254 203L257 205H261ZM1 202V201H0ZM23 202V201H22ZM50 202H52V200L50 199ZM78 202V201H77ZM197 202V201H196ZM226 202V201H225ZM169 203V202H168ZM199 203V202H198ZM204 203V201L202 202ZM209 203V202H208ZM220 203V202H218ZM217 203V205H218ZM56 204V203H55ZM142 204V202H141ZM144 204V203H143ZM13 205V204H12ZM154 205V204H153ZM198 205V204H197ZM62 206V205H61ZM145 206V205H144ZM152 206V205H151ZM239 207V206H238ZM256 207V206H255ZM254 207V208H255ZM28 208V207H27ZM30 208V207H29ZM47 208V207H46ZM154 208V206H153ZM194 208L195 205H194ZM9 209V208H8ZM67 209L70 211V213H73V205H69L67 207ZM176 209V208H175ZM229 209V208H228ZM27 210V209H26ZM130 210V209H129ZM231 210V209H230ZM240 210V209H239ZM47 211V210H46ZM60 211V210H59ZM188 211V210H187ZM192 212V211H191ZM194 212V211H193ZM31 213V212H30ZM46 213V212H45ZM165 213V214H164ZM161 214L166 215V219L161 218ZM191 214V213H190ZM234 214V215H235ZM33 215V213H32ZM42 215V214H41ZM112 215V212L111 214ZM163 215V216H164ZM218 215V214H217ZM26 216V215H25ZM197 216V215H196ZM59 217V216H58ZM65 218V217H64ZM112 218V217H111ZM199 218V217H198ZM215 218V217H213ZM23 219V218H22ZM32 219V218H31ZM101 219V218H100ZM60 220V219H59ZM58 220V221H59ZM76 220V219H75ZM99 220V219H98ZM210 220V219H209ZM133 221V222H135ZM211 221V220H210ZM215 221V220H214ZM98 222V221H97ZM113 222V220H112ZM126 220H125V224H126ZM206 222V221H205ZM204 222V223H205ZM27 223V222H26ZM64 223V222H63ZM143 223V222H142ZM208 223V221H207ZM92 224V223H91ZM109 224V223H108ZM65 225V224H64ZM98 225V224H97ZM113 225V223H112ZM131 225V223H130ZM206 225V223H205ZM122 226L125 227V225L122 223ZM132 226V225H131ZM203 226V225H201ZM74 227V226H73ZM115 227V226H114ZM120 228V226H118ZM41 228V227H40ZM74 229V228H73ZM116 229V228H115ZM127 229V228H125ZM124 229V230H125ZM130 229H132V227L127 230L129 231ZM139 229L138 232L141 230V228H137ZM68 230V229H67ZM118 230V229H116ZM120 230V229H119ZM123 230V229H121ZM121 230H120V235H121ZM144 232H145V228H143ZM115 231V230H114ZM124 231V232H127ZM131 231V230H130ZM137 231V230H136ZM72 232V231H71ZM118 233V231H115ZM131 232H135V231H131ZM131 232H129L130 234H132ZM135 232V233H138ZM74 233V232H73ZM72 233V234H73ZM77 233V232H76ZM75 233V234H76ZM134 233V234H135ZM140 233V232H139ZM146 233V232H145ZM235 233H239L240 235H242L243 238H245V243L242 244V248H232V253L234 252V256L232 255L231 251L229 252L227 248V246L230 245V241L232 239V236ZM255 233V235H254ZM64 234V233H63ZM74 234V235H75ZM111 234V233H110ZM133 234V235H134ZM61 235V233H60ZM65 235V234H64ZM82 235V234H81ZM109 235V234H108ZM119 235V237H120ZM124 235V233H123ZM138 235V234H137ZM140 235V234H139ZM114 236V233L113 235ZM111 236V238H112ZM100 237V236H99ZM122 237V236H121ZM74 238V237H73ZM76 238V237H75ZM84 238V237H83ZM88 238V237H87ZM96 238V237H95ZM94 238V239H95ZM125 238V237H124ZM149 238V237H148ZM34 239V238H33ZM79 239V238H78ZM85 239V238H84ZM101 239V238H100ZM114 240V238H112ZM86 240V239H85ZM111 240V239H110ZM118 240V239H117ZM145 240V239H144ZM172 240V239H171ZM174 240V239H173ZM221 240L223 242L222 246L216 245L217 241ZM88 241V240H87ZM94 241V240H93ZM92 241V242H93ZM101 241V240H100ZM148 241V240H147ZM175 241V240H174ZM79 242V241H78ZM84 242V241H83ZM118 242V241H117ZM230 242V243H229ZM87 243V242H86ZM1 244V243H0ZM99 244V243H98ZM109 244V243H108ZM125 244V243H124ZM129 244V243H128ZM136 244V243H135ZM218 244V243H217ZM80 245V244H79ZM103 245V244H102ZM116 245V244H115ZM122 247L121 249H123V244L121 243ZM120 245V246H121ZM219 246V247H214V246ZM221 245V244H220ZM2 246V245H1ZM66 246V245H64ZM72 246V245H71ZM82 246V245H81ZM107 246V245H106ZM109 246V245H108ZM112 246V245H111ZM135 246V245H134ZM235 246V245H234ZM5 247V245H4ZM33 247V246H32ZM54 247V246H53ZM76 247V246H75ZM74 247V248H75ZM84 247V246H83ZM87 247V245H86ZM149 247V246H148ZM181 247V246H180ZM233 247V246H232ZM3 248V247H1ZM70 248V246H69ZM72 248V247H71ZM70 248V249H71ZM82 248V247H80ZM88 248V247H87ZM107 248V247H106ZM119 248V247H118ZM150 248V247H149ZM177 248V247H176ZM174 248V249H176ZM186 248V247H185ZM90 249V248H89ZM126 249V248H125ZM173 249V251L175 252V250ZM183 249V248H182ZM1 250V249H0ZM6 250V249H5ZM23 250V249H22ZM92 250V248H91ZM107 250V249H106ZM120 250V249H119ZM146 250V249H145ZM149 250V249H148ZM164 250V249H163ZM180 250V249H179ZM178 250V251H179ZM2 251V250H1ZM28 251V250H27ZM27 251L25 254H27ZM33 251V250H32ZM31 251V253H32ZM108 251V250H107ZM111 251V250H110ZM109 251V252H110ZM123 251V250H120ZM151 251V250H150ZM3 252V251H2ZM11 252V251H10ZM9 252V253H10ZM14 251H12L13 253ZM24 252V251H23ZM30 252V251H29ZM70 252V251H69ZM95 252V251H94ZM93 252V253H94ZM124 252V251H123ZM127 252V251H126ZM130 252V251H129ZM136 252V251H135ZM182 252V250H181ZM180 252V253H181ZM8 253V255H9ZM18 253V252H17ZM20 253V252H19ZM102 253V252H101ZM155 253L157 254V257L154 256ZM16 254L13 253V255ZM24 254V253H21ZM29 254V253H28ZM70 254V253H69ZM75 254H77L75 252ZM81 254V252H80ZM91 254V252H90ZM95 254V253H94ZM105 254V253H104ZM108 252L106 253L107 257H108ZM111 256L110 258H106L107 261H105V263H100V264H116L117 259L116 256L120 253L117 250H113L111 251ZM163 254V253H162ZM165 254V253H164ZM163 254V255H164ZM173 254V253H172ZM31 255V254H30ZM63 255V253H62ZM101 255V254H100ZM110 255V254H109ZM124 255V254H122ZM130 255V254H129ZM143 255V254H142ZM141 255V256H142ZM147 255V254H146ZM174 255V254H173ZM178 256V254H176ZM175 255V256H176ZM7 256V254L5 255ZM10 256V255H9ZM32 256H36V253ZM68 256V255H67ZM70 256V255H69ZM78 256H80L78 254ZM89 256V255H88ZM121 256V255H120ZM126 256V253H125ZM138 256V255H137ZM162 256V255H161ZM172 256V255H171ZM174 256V257H175ZM176 256V257H177ZM29 257V256H28ZM64 257V256H63ZM71 257V256H70ZM75 257V255H74ZM91 257V256H90ZM95 257V255H94ZM146 257V256H145ZM155 259H154V258ZM168 257H170V255H168ZM175 257V258H176ZM180 257V256H179ZM236 257V258H237ZM8 258V256L6 257ZM15 258V257H14ZM17 258V257H16ZM22 258V257H21ZM54 258V257H53ZM73 258V257H72ZM77 258V257H76ZM80 258V257H79ZM89 258V257H88ZM123 258V257H121ZM136 258V257H135ZM166 258V257H165ZM9 259V258H8ZM20 259V257L18 258V260ZM74 259V258H73ZM83 259H84V255H83ZM82 259V260H83ZM87 259V258H86ZM94 259V258H93ZM130 259V257H129ZM138 259V258H137ZM174 258H167L166 260L163 259L162 264H173V261L176 262L175 260H173ZM6 260V259H4ZM22 259H20L19 261H21ZM75 260V259H74ZM73 260V261H74ZM78 260V259H77ZM102 260V258H101ZM120 260V259H119ZM122 260V259H121ZM160 260V258H159ZM177 261H179L178 259H176ZM13 260H11L12 263ZM25 261V260H24ZM28 261V259H26V262ZM89 262V260H86L85 262ZM98 261V260H97ZM104 261V260H103ZM102 261V262H103ZM131 261V260H130ZM129 261V262H130ZM136 261V259H135ZM143 261V260H142ZM8 262V261H5ZM29 262V261H28ZM75 262V261H74ZM83 263H85L84 261H82ZM91 262V261H90ZM94 262V260H93ZM132 262V261H131ZM130 262V263H131ZM146 262V261H144ZM160 262V261H159ZM158 262V263H159ZM236 262V261H235ZM76 263V262H75ZM80 263V262H79ZM121 263V262H120ZM139 263V262H138ZM179 263V262H178ZM3 264V263H2ZM6 264V263H5ZM13 264V263H12ZM26 264V263H25ZM28 264V263H27ZM29 264H42V261L39 258H36V260L34 261H30ZM72 264V263H71ZM88 264V263H87ZM137 264V263H136ZM145 264V263H144Z\"/></svg>","mask_w":264,"mask_h":264}]
</instances>
